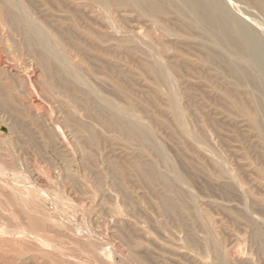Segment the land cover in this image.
I'll return each instance as SVG.
<instances>
[{
	"label": "rangeland",
	"instance_id": "374dc122",
	"mask_svg": "<svg viewBox=\"0 0 264 264\" xmlns=\"http://www.w3.org/2000/svg\"><path fill=\"white\" fill-rule=\"evenodd\" d=\"M21 1H22L21 2L22 6L24 7L23 9H25L26 13L28 12V14L30 15V18L35 23H37L40 26H43V27L47 28L49 31H51L52 29L53 30L55 29L54 31L52 30L55 35L53 33H52V35L56 39H57L56 36L59 35V33L57 31H59L60 28H61L60 30H62L61 31V33H62L63 29H65V28L69 29L67 27H69L71 25L70 30H66L65 29L66 30L65 33L67 32L69 34L70 31H72V32H70V34L73 33L72 35L69 34V36L67 34L68 38L70 36L71 37L73 36V38L76 36L74 38V40H76L77 38L81 39V37H82L83 41L85 40L86 43H88V41H89L88 45L90 44V46H92L93 48L97 49V47L94 46L96 44H95V41L94 42L92 41L93 39L90 40L89 38H87V40H88L87 41L86 40V36H85V39H83L84 36L82 35L83 34L82 32H83V30L86 31V28H85L86 26H88L87 28L90 27L91 29L93 27H97L98 26L99 29L97 30V32L99 31V32H101V34L99 32L98 33L95 32L94 31L95 28L92 29V30L89 28L91 31L89 32L88 31L89 29H87V32H89L91 34H93L95 32L94 33L95 35L98 34V35H101V36L109 35L107 38L106 37L104 38V36L102 37L103 39H105L107 41L109 40L107 42L108 44L110 43L108 45L106 43V41L104 40L105 41V42H103L104 44H101V46L103 45L102 47H104V48H107V47L110 46L109 48L112 47V49H114L116 47V43L115 42L123 41V39H124L123 37H125L124 40H130L132 43L134 42L135 44L137 43L136 46H135L134 43L132 44L130 42L131 43L130 46L134 47L135 49L136 48L138 49L137 46H139V48L141 50H144L143 51L144 53L141 52V50L136 51L137 50L136 49L135 51L139 55L137 53L136 54L135 53L132 54V53H129V51L124 49V48H120V50L118 49V51L115 50V49H117V48H115L114 50L116 52H118V53H116L117 55H115V56H118V54L120 53L119 54V56H120L119 61H118L117 57L115 58L117 60L112 59V58H114V57H112L114 55H111V58H110L109 56H110L111 53L110 54L108 53L109 56H107V54L105 55L106 60H110V61H108V63L110 62V65H111V62H113V64L117 63V65L121 64V65H118V67L120 66V69L119 68L118 69H119V71L121 73L124 72L123 76L125 77V79H128V78L130 79L132 84L130 83L129 80H127V81H129L130 85L131 86L133 85V86L132 87L130 86L129 93H131L130 92V90H131L133 94L131 93L130 95H132V97H134L135 94H137L134 97V99H136V97H137V99L140 98L139 100L136 99L137 101L141 102L142 99H148L149 97L145 98V96H150V95L153 94V90H151L150 86L153 89V84L154 83L152 85H150V86H149V84L151 83L150 82L151 79H152L153 82H154V79H153L152 76H150V75L145 73V69L140 67L141 64H142V66H144L148 62L152 63L155 60V59H152L153 56H156L154 58H157L159 56L162 59V61H165L164 62L165 64L168 63V65H170V66L171 65H175V64H178V65L180 64L181 65V63H185V64H182L185 67V69L181 65L180 66L181 69L179 68L180 70H178L177 72L173 73V75L176 74V77H177V74L179 73L177 78L174 77L176 82H177V85H179V86H177V94L179 93L178 94V104L180 105V108L184 112H187V113H185V115H186L185 119L187 118L188 120L186 119L185 121H186L187 126H189L188 128L190 130H193V132H195V133H197L198 130H199L198 133H203V129H204V134H206L207 136L209 135L210 139L207 137V138H205L202 141V144L201 143H195L194 144L193 141L192 142L190 141L189 136L185 135L181 131L180 127H178L176 125L174 127H172L173 126V122L170 121L171 118H168V117H171L170 113L168 114V112H169L168 111V103L165 102L166 101V96L170 92V89H169L170 87L169 86H165V87L161 86V90L162 91L157 96L163 98L164 100L160 98V100H161V102H160L158 100L159 98L156 96V101H158V102H157V104L153 103V104L150 105L152 107H150V112L148 114L149 116L147 115V113L145 114V112L141 108L139 102L137 103L138 104L137 106L139 108H141V109L138 112L139 108L136 109V107H137L136 106L135 109H134L136 112L134 111V113H135L136 117L138 116V118L143 120L142 122L147 124L149 126V128L154 131L153 132V136L157 137V138L154 137L155 138L154 141L155 140L156 141L159 140L157 142L155 141L156 144L158 143L159 145L158 144L157 145L161 146V148H162V150H164V152L167 151L166 153H168L167 154L168 157L171 159V157L176 156V159L173 158V160L175 159V162L172 159L171 160L176 165H177V163L180 165V166L177 165L178 170L182 174L186 173V176L188 175V173H190L188 175L191 178V182L190 183L178 182L175 179V176L173 175L171 169H170V171L167 170L168 168H170L167 164H165L164 162H161V164H160V162H158V160L153 158L152 156L141 154V146H140V144L138 142H131L130 144H128L129 142H127L126 140L121 138V136L119 134H117V133L114 134V131L113 132L111 130L108 131V129L106 131V128L102 124H101L102 127L101 126L99 127L100 123L94 121L93 119L92 120L88 119V117H89L88 114H86L85 112L82 114V112H81L83 110L82 107L80 105H78V106L76 105L77 106L76 107V111L79 112V110H78V107H79L80 108V112H81V114H79L80 112L77 113L78 117L83 119L82 120L83 122H87V120L86 121H84V120H85V117L88 116L87 117L88 122H91L92 123L91 126H94L96 128L95 129L96 137H97V134L100 133L98 136H99V139H101V140L99 141V139H97L98 140L97 141L98 147H97V145H95L96 147L92 146L94 148L90 149L92 147H89L86 144H84L85 140L88 138L87 137L89 135L88 132L83 131L82 134L83 133H86V134H83V135L81 134V137L83 136V138H80V134H79V136L76 134V131H75L74 127L72 126L71 129L73 131L71 132L70 127H68V126H71V125L70 124L68 125V123L65 122V121H67V117L68 116L65 114V113H67L66 112L67 108L64 107V106H66V105L68 106L69 105V104H67L68 102L72 103L71 102L72 100H71L70 96L65 94L68 97V99H67V97H65L64 95H63L64 97L63 96L61 97V95H58L57 96L58 97L57 98V102H55V103H53V101L51 102V101L47 100L45 97H44L45 99L44 98L42 99L43 94H44V92H43L44 88L43 87H44L46 81L48 80V78L46 77L44 72H42V70H41L42 68L40 66H38L39 64L36 62V60L34 58H31L33 56L30 57L28 52H25L27 50L23 49V44H21L24 41V39H25V37H23V34L22 33H18V34L15 33L14 34V32L10 29V27H8V25H6V23L3 24L2 22H5V20H4L3 15H1V13H0V19H2V21H0V61H1L0 62V72H2V73H0V84L1 85L3 84L2 86H4V87H8V85H9L8 88H11L10 97L11 98L13 97L12 98L13 100L11 99L12 103L10 102V104L11 105L14 104L15 106H17V108H16V107H13V106L10 107V105H9V107H5V109L3 108L4 112H5L4 113L3 109L1 108L2 105L0 103V108H1L0 109V115L2 114L0 116V264H137L138 262H137V258L136 257H137L138 254H139L138 256H142V255L144 256V254H146L147 255V259H150V260H147L148 264H154V263L155 264H215V263H217V261L215 259L214 252L212 251V249H210L208 247V243H209L208 237L214 238L215 240H217L219 242V245H220V250L221 251L225 250V251H222V252L227 253L228 255H230L229 258L230 257L232 259L234 258V260L238 259L237 262L230 259L234 264H240L239 262H241V264H264V262H263L264 261V258H263L264 256H262L263 255V254L261 255L262 252L259 251L260 250L259 246L261 247V245L258 243L259 240H261V238H262L261 241H263V243L261 241L260 242L264 246V214H263L264 213V203L262 202L263 199H264V149H263L264 148V144L261 141V139L258 137L257 132L255 130H253L249 126V124L246 123L245 118L243 116H241L240 114H238L237 112L229 109L228 105H225L227 103L224 104V102H226V101L224 100V98L221 99L222 97L220 95V94H222V92H224V89H226L225 90L226 92H228V91H232V92L236 91V93L234 92L235 95H237V93H240V94H238L239 96L237 95V97H240V96L243 95L244 97L246 96V98H247V95L250 96V94H251L252 98L249 97L251 99V102H248V104H250V106L252 108H255L256 106L259 105V104H257V102L259 103L260 100H261L260 103H262L263 105L261 104L260 107L259 106L258 107L259 108H261V106L264 107V99H263L264 98V74H263L262 69L260 68V65L258 63H256L255 61H252V60H249L248 58H246L251 63L247 62V63H249V65L244 66L245 69L242 68V70L245 72L244 74H246V76L248 77V81H250V82L246 81V83H245L246 85L244 84L242 86V88H241V84L238 83L237 78H235V76L233 74H229V73H231L230 71L227 72L228 68H230L227 65L229 62H235V60H236V62L240 64L241 60H243L242 56H238V55H240V53L236 51L234 46L233 45H229V48H228V46H223L224 49H222L223 47L219 46L218 48L220 50L216 49L215 47H213V43H214V41H213L214 40L213 39L214 35L213 34H214V31L208 25H205V28H210V31H213L212 34H211V32H208L209 29H206L205 31L207 33H204L205 32L204 31L205 28H203L204 26H202V27L200 26L199 28H196L197 30L202 28L203 30L200 29L201 31L200 30L197 31L196 29H193L194 30V31L192 30L193 32L191 30H188L189 33H187L188 31L180 30L179 28L181 27V25L179 24L180 22H177L178 19H177L175 14L172 15V16H169V14H168V18H167V20L169 19V21L172 20L171 22H173V23H170L166 19H164V20H166V22H164V20H163V22L166 23L167 25H169V23H170L169 26H170L171 35H169L170 32L167 30V28L169 29V27L167 25H166V28L164 27L165 24L163 22H162V24L160 26L158 25V27H162V25L164 24L162 28L163 29L165 28L164 31L167 30L169 32V34H168V32L166 31L168 36L165 35L167 37L164 38L165 36L163 35V33L161 34V32H163L162 29H161L162 31L158 30L160 28H158L157 25H154L150 21L148 22L147 18H143V17L138 16L136 14V12L133 11V9H131V11H128V10H130V7H127L129 9L124 8L125 9L124 11H119V12H122V13H120L122 16L126 14L125 15L126 18H125V16L123 18L121 15H118L119 14L118 12L114 13L113 14L114 15V20H112V22H111L112 26H111L110 24L107 23L108 21L105 18L103 19V17H105L106 14L105 13H104L105 15L103 14V12H105L103 10L104 8H102V5L100 3H98V2L97 3H95V2L91 3L88 0H87V2H85L86 0H82V2H83L82 3V2H80V0H74V1L73 0H69V1L67 0L66 4L67 5L69 4L68 5L69 7L66 4L64 6L65 7L67 6V8H69V9L64 8V6H62V9L64 11V12H62L60 5L59 6L56 5V7H55L54 5L51 4L53 6L52 7L51 5H48V3L46 1H44V0H42V1L41 0H35V1L32 0V2H31V0H28V1L21 0ZM29 1H30V3H29ZM76 1H78L77 4H76ZM223 1L227 5L228 14L232 11L230 13V16H234L233 18H237V20L239 22H242L243 24H245L247 26V28L249 27L248 29L254 35L257 36L256 37V36H254L252 34L254 42L256 40L258 43H261L262 46L264 47V41H263L264 40V22H263L264 21V12H262L258 7H255L256 4L254 3L253 0H252L253 4H251L252 3L251 0H242V1H239V0H237V1L236 0H230V1L223 0ZM26 2L29 3V4H27ZM33 2L36 5L33 4ZM88 2H90L89 4H92L91 7L89 6ZM232 2H233V4H232ZM30 4H32V5H30ZM95 4L97 6H95ZM74 5H76V7ZM82 5H83L84 8L86 6L87 7L85 9L81 8ZM93 5H94V7H92ZM72 6H74L75 7V11L79 12V13L82 12V10H84L85 13H86L87 9H88L87 15H89L88 13H90V16H87L83 12L81 13L83 16L81 14H79V13L75 14L76 12L74 11V8ZM77 6L80 8L81 11L79 9H77ZM230 6H231V8H230ZM251 6H252V8H251ZM30 7H32L34 10L32 11V9ZM54 7L56 9L60 7V9L56 10ZM95 7H97L98 9L96 8L97 10H95ZM53 8L57 12L55 10H53ZM71 8H72L73 11L71 10ZM99 8H100V11L102 10L101 11L102 15L100 14ZM66 9H67V11L69 10V12H70V10H71L72 12L67 14V11H65ZM89 9H90V11H89ZM60 10H61V13L58 12ZM29 11H30V13H29ZM97 11H99V12H97ZM238 11H240V12H238ZM73 12H75L74 14L76 16H78V17L81 16L80 19L77 18L79 20V22L84 21V19L87 17V20L85 19L86 22L84 21V22L80 23V26L83 23L86 25V26L82 25L85 29L83 27H81L83 29L82 30L79 29L78 30L79 32L77 31L76 28L74 29L72 27V23H70L71 22L70 17H71V14L73 15ZM130 12L131 13L135 12V13L131 14ZM91 13L94 16H97V15L100 14V16L102 17L101 19L105 20V24L103 23V25H104L103 28L106 27L107 29H104V34H102L103 33V31H102L103 29L101 27L102 22H104V21H102L100 19V16L99 17L97 16L96 17L97 19L93 18V15ZM34 14H35V17L33 16ZM115 14H116V17H115ZM130 14H131V16H130ZM170 14H172V13H170ZM66 15L67 16L70 15L69 19H68V17ZM1 16H2V18H1ZM47 16H49V17H47ZM118 16H119L118 20H115V19H117ZM138 17H140V18H138ZM169 17H172V18H169ZM63 18H65V20ZM92 18L95 19L94 22H93ZM174 18H175V23L173 21ZM81 19H82V21H80ZM90 19L95 24L94 26H93V23L90 21ZM99 19H100V23H98ZM249 19H252V20H249ZM68 20H70V21L68 22ZM123 20L124 21L126 20L127 22L126 21L123 22ZM131 20H133V21H131ZM134 20L136 21L135 23H134ZM46 21H47V23H46ZM63 21L64 22L67 21V22L63 23ZM87 21H88V23H87ZM145 21H147V22H145ZM186 21H189V19L186 20ZM138 22H140V23H138ZM90 23L92 25H90ZM114 23H116V24H114ZM150 23L153 26H156V27H153ZM47 24H49V25L47 26ZM171 24L172 25L175 24V25H173L172 28H174V29L177 28L178 30L175 29L177 31H174L171 28ZM176 24H177L178 27L176 26ZM50 25H51V27H50ZM108 25H110L111 27L108 26ZM114 25L115 26L118 25V26L114 27ZM129 26H130V28H129ZM136 26H138V27H136ZM56 27L59 28V29L57 30ZM109 27L112 28V29H110ZM117 27L119 29H117ZM122 27L124 28L125 32L123 31ZM152 27L154 28V30L152 29ZM108 29H110V30H108ZM121 29H122V35L123 36H121V31H120ZM133 29H135L138 33H139V31H141L142 34L136 33L135 30H134V32L131 33V31ZM137 29L138 30L140 29V30L138 31ZM171 29L173 31H171ZM105 30H106V32H105ZM107 30H108V32H107ZM146 30H147V32H146L147 34L145 33ZM156 30H157V32H156ZM179 30H180V32H178ZM115 31H116V33H115ZM127 31H128V33H130L129 34V38L127 36L128 33L125 34ZM149 31H151L153 33L155 31V35L156 36L155 35L153 36V33L151 34V32L148 33ZM195 31H196V33H194ZM10 32H11V34H10ZM112 32L115 34L114 36H113ZM176 32L178 34L177 37H176ZM184 32H186L188 34V36ZM57 33H58V35H56ZM74 33H78V34L80 33L81 35H78V34L75 35ZM107 33H109V34H107ZM117 33L119 34V37L121 39L118 37ZM190 33H192V36H189ZM16 34L17 35L20 34V35L17 36ZM105 34H107V35H105ZM131 34L134 35V36L130 37ZM149 34L152 35V37H155V38L154 39H149L150 38V36H149V38L147 39V36ZM164 34H165V32H164ZM183 34H186V35H183ZM193 35L195 37H196V35H198V37L194 38ZM200 35L201 36L205 35L207 37L203 36V38L202 37L199 38ZM110 36H113L114 38L113 37L110 38ZM135 36L136 37L138 36L139 38L138 37L136 38ZM159 36H163V37L159 38ZM171 36H173L174 38L171 37ZM179 36L182 37V38H180ZM22 37L24 39H22ZM115 37H118L116 39H119V41H115L114 40L115 42L114 41H112L113 43L110 42L111 40L115 39ZM258 37H260V38H258ZM108 38H110V39H108ZM161 38H163V39H161ZM69 39H71V38H69ZM197 39L198 40L200 39V40L198 41ZM202 39H203V42H202ZM20 40H22V42ZM138 40H140L141 44L139 43ZM154 40H155V43H153ZM164 40L166 42H164ZM174 40L177 43L175 42V44H174ZM136 41H138V42H136ZM144 41H146L148 43L146 44V42H144ZM158 41H159V43H157ZM186 41H187V45H183L182 46V44H185ZM160 42L161 43L163 42V44L167 45V47H166V45L165 46L163 45L164 47L162 46V48H161L162 52L166 53L165 55H164V53H162L163 55L161 53L155 54V52L151 51L150 48H149V43H152L153 45H155L157 43L158 44L157 47H159V44H160V47H161V43ZM208 42H210V43H208ZM14 43H16L17 46L21 45L22 48H21V46H18L19 49L16 48L17 46H15ZM119 43H117V45H119ZM178 43L180 44V46L178 45ZM190 43H191V45H193L192 48L194 47V48H196V50H194V48H193V49H191L189 51L191 46H188V45ZM194 43H195V45H194ZM196 43H198V44H196ZM105 44H107V45H105ZM112 44L114 45V47L111 46ZM143 44H144L145 47L143 46ZM203 45L204 46H208V49L206 50L207 47L204 48ZM209 45H210V47H209ZM67 46H69V45H67ZM141 46L143 48H146V49H143ZM178 46H179V48H178ZM184 46H188L187 47L188 49H186V47H184ZM201 46H203V47L201 48ZM71 48L68 49L70 51L69 53L72 54V55H70L71 56V60L75 59V61L73 60V62H76V64L75 63L74 64L79 69H80L81 66H84V68L82 67L80 69L81 72L83 71L82 69H85V67H86L85 70H86V73L89 76L87 74H85V72H84L85 70L83 71V74L87 78L89 83L93 82L94 84L97 85V87H96V86H94V84H91V86H93L98 91V94H99L98 97H100V99L101 98H110V97L112 98L113 97V99H114L113 101L114 102H115L116 99L120 100V98L123 95L118 94L117 93V89H114V90H116V91H114V94L112 92V88H114L116 83H114V85H113L112 84V80L109 79V77H107V75H109V72L106 71L107 69L106 70H104V69H105V67H106V65L108 63H107V61L105 59H102V58H104V56H101V59L99 58L101 61H103V62H101L100 60H98L97 54H95L96 52L93 53V55L92 54L91 55H85L84 53H83V55H81L82 51H79L77 49L76 50L73 49L71 51ZM183 48H185L184 50L185 51L187 50V51L186 52L183 51L182 50ZM213 48H214V50H213ZM225 48H226V50H225ZM215 49L217 50L218 53L215 52ZM227 49H230V50L231 49H233V50L235 49L234 50L235 53L232 52V50L231 51L230 50L227 51ZM74 51L75 52L77 51V52L75 53ZM166 51H168V53ZM206 51H208V52L205 53ZM78 52H80V53L78 54ZM121 52L122 53L124 52L125 55H123ZM209 52H210V55H209ZM221 52H222L223 56L221 55ZM229 52H232V53H229ZM128 53L131 54V55H129ZM145 53L148 54V55H146V57L144 55ZM121 54H122V57H123L124 60L121 59ZM140 54H143L144 56L142 57ZM206 54L209 55L212 58V60H213V57L215 55H216L215 57H217V58L214 57L215 61H212V62L208 63V61L205 59V57L206 58L208 57ZM30 55H31V53H30ZM84 55H85V58H88L87 60L84 58ZM95 55H96V57H95ZM133 55H135V56H133ZM179 55H180L181 59H178ZM204 55H206V56L204 57ZM212 55H214V56H212ZM27 56H29V57H27ZM91 56H93V57H91ZM129 56H130V58H129ZM148 56H149L150 59H148ZM163 56L164 57L167 56L166 58L168 60H165L166 58H163ZM181 56H185V58L181 57ZM236 56L239 57V58H237ZM187 57L189 58V60H188ZM82 58L85 61H82L83 60ZM93 58L95 60H93ZM145 58H147V59H145ZM191 58L193 59V61H190ZM227 58L228 59L231 58V59L228 61ZM3 59H5V60H3ZM198 59L200 61H203V59H204V61L206 60L205 62H207V63H204V61H203L202 62L204 64L203 65L199 61L195 62V60L197 61ZM179 60L182 61V62H180ZM95 61H98V62H95ZM216 61H217V63H216ZM100 62H101V65H100ZM121 62H123V63H121ZM192 62H195V63H192ZM169 63H171V64H169ZM200 63H201V66H200ZM212 63H213V65H215V64L216 65L212 66ZM190 64H192V65H190ZM194 64H196V65L198 64V65L196 66ZM217 64L220 65V66L223 65L222 68L220 66L216 67ZM12 65L14 66V68H13ZM77 65H79L80 67L77 66ZM102 65L104 66V68H102L103 67ZM108 65H107V67H108ZM202 65H203V68H201ZM206 65L209 67V69L206 67ZM250 65H251V67H249ZM96 66L99 68V70H98L99 72H100L101 68L103 69V70H101L102 71L101 72V76H99L100 75L99 72L97 73V71L95 70ZM187 66H188V68H186ZM192 66H194V68ZM224 66H226V67H224ZM254 66H255L256 70L252 69V68H254ZM10 67H11V69H10ZM92 67H93V69L94 68L95 69L92 70ZM121 67L123 68V70H121L122 69ZM190 67H192V68H190ZM240 67H242V66H240ZM37 68H38V70H37ZM215 68L219 69V70L217 69L216 71L217 72L220 71L219 72L220 74L216 73ZM225 68H227V70ZM16 69H17V71H16ZM87 69H88V71H87ZM190 69H193V70H190ZM205 69H208V70L213 69V71H215V72H209L208 70H205ZM7 71H9V75L10 76L8 75ZM40 71L42 72V74H41ZM95 71L99 75L94 73ZM104 71H106L108 74L105 73ZM143 71H144V74H143L144 76L142 78V72ZM206 71L208 73H212L213 74V75H211V78L213 76H215V77H213L210 80L209 79L210 78V74H208ZM210 71H212V70H210ZM3 72H4V74H3ZM247 73H249L250 75H247ZM124 74H126V75H124ZM252 74H253L254 77L252 76ZM129 75L131 76V78H130ZM147 75L149 76V79H150V80L148 79L147 81L150 82V83H148L146 80H142L145 77H146L145 79H147L148 78ZM219 75H220L221 78L219 77ZM11 76H13V77H11ZM87 76L89 78H93L94 80L89 79ZM94 76H96L97 78H95ZM260 77H262V78H260ZM8 78H9V80H8ZM208 79H209V81H208ZM222 79H224L225 81L222 80ZM255 79L257 80V82H255L256 81ZM90 80H92V82ZM104 81L107 84H105ZM211 81L213 82L214 85H210V84H212ZM233 81L236 82V83H234ZM42 82H44V83H42ZM237 83L240 86H238ZM38 84H40V86L43 89L40 86L37 89ZM108 84L113 86V87H110ZM219 84L222 85V86H220ZM233 84H234V86H233ZM235 84H237V85H235ZM13 85L16 86L17 89ZM98 85L100 86V88H101V86H104V87L106 86V87H105V89H104V87H102L103 89H100L98 87ZM216 85H219L218 87L221 88L222 92L220 91V88H217ZM248 85H250L251 87H249ZM18 86H19V88H18ZM186 86L187 87L189 86L190 88L188 87L189 89L186 90L185 89V88H187ZM255 86H256V88L258 86L263 91L261 89H259V88H257L258 90H256L255 88H253ZM162 87H164V89ZM214 87H216L218 89L217 93L215 91L216 88L213 90ZM223 87H225V88L222 90ZM115 88H116V86H115ZM165 88L167 89V92H166ZM228 88L231 89V90H229ZM14 89L16 90V92H15ZM232 89H235V90H232ZM40 90L42 91V93H39ZM101 90H104V92H102ZM12 91H14L15 93L12 92ZM108 91H110L113 94V96H111L112 94L110 95V92L108 94H104V93H107ZM181 91H182V93H181ZM185 91H187L186 94H185ZM188 91H191V93L187 94ZM261 91H262V93H261ZM163 92H165V94H163ZM252 92H253V95H257V94L258 95L254 96L255 98H253ZM100 93H101V95L103 94L102 97H101ZM149 93H152V94H149ZM241 93H243V94L241 95ZM248 93H250V94H248ZM13 94L14 95L17 94V96H19L20 100H19V98L16 95L15 96L17 98L15 99V96H12ZM143 94H144V96H143ZM180 94H182V95H180ZM33 95H34V97H33ZM39 95H41L42 97L39 96ZM160 95H162V96H160ZM214 95H216L215 98L217 99L216 101L218 103L213 99ZM217 95L219 96V99H221L223 101L222 102L220 100V102H222L223 104L218 101L219 99H218ZM141 96H143V97L141 98ZM222 96H223V94H222ZM243 96H242V98L245 99ZM36 97H38V98H36ZM98 97H94L95 102H96L95 104H97L100 101V99ZM115 97H116V99H115ZM179 97H181V98H179ZM188 97H190V98H188ZM257 97H258V99H257ZM242 98L240 97L239 99L243 100ZM36 99H38V100H36ZM252 99L253 100L257 99V100H255V102H254ZM68 100H70V101H68ZM96 100H98V101H96ZM110 100H112V99H110ZM117 100H116L115 103L119 104L121 106H122V104L125 105L126 101H127L125 95H124V97L121 98L122 101H119V100L117 101ZM162 100L164 101V103H163ZM46 101H48L50 104H52V106L49 105V103L46 102ZM123 101L125 103H123ZM179 101L181 102V104H180ZM17 102H18V104H17ZM21 102L23 103L25 108L27 107L26 110L27 109L30 110L29 112H27L28 110L26 111L24 109V107H22L23 105L20 106V104H22ZM37 102H40V103H37ZM58 102H59V104H60V102L63 103V105H62V103L60 104V106H62V107H60V106L57 107V105H59ZM187 102L189 104H187ZM215 103H217V105L219 104V107ZM54 104L56 106H54ZM166 104H167V107L164 106ZM182 104L184 106L186 105L185 106L186 111H185V109H183V105ZM221 104H222V108H221ZM255 104H257V105H255ZM188 105H190V106L188 107ZM191 105H193V106H191ZM224 105H225V107H223ZM2 107H4V105ZM12 107H13V109L11 111L10 108H12ZM47 108L50 110V112H48ZM52 108H56V109L58 108L59 111H61V112H59L58 109L56 110V109H52ZM189 108H191V109H189ZM7 109H9V111ZM20 109H22L23 111H21ZM60 109H63V112ZM219 109H220V111L222 109L221 113L219 112ZM223 109H224V112H223ZM13 110H16V111H13ZM18 110H19V112H18ZM51 110H52V112H51ZM20 111L21 112L25 111V113H22V115H21ZM141 111H142V113H144L145 116L141 113ZM157 111H158V113H156ZM226 111H227V113H226ZM231 111H232V114H229V113H231ZM261 111H264V109L261 108ZM14 112H16V113H14ZM9 113L13 115L15 120L19 121V122L16 121L17 126H16V124L12 125V123H11L12 120L15 121L14 118H11L10 121L8 120L10 117H12V115L10 116ZM31 113H33V114H31ZM62 113H64L63 116L66 115L67 117L64 116V118H63ZM150 113L152 114V116H150L151 115ZM233 113H235V115H233ZM260 113L264 114L263 112H260ZM5 114H7V115H5ZM8 114H9V116H8ZM16 114L18 116L20 114L21 116H19V117H21V119L19 117L17 119L15 117V116H17ZM28 114L29 115H33L34 117L36 116V118H35L36 120L33 118V116H29ZM158 114L159 115L161 114L162 117H163V118L161 117L162 119L160 118V120H162L164 122L167 121V120L170 121L169 123H171V124H168L169 125V126H167L168 129L166 128V125H167L168 122L167 123L165 122V124L160 122L162 124L158 123L160 125H157L153 121V116L158 115ZM83 115L84 116L86 115V116L84 117ZM159 115H158V117H159ZM228 115L232 116V117L228 118ZM27 116H28V118H27ZM48 116H50V118ZM61 116H62V118L60 119ZM188 116H189V118H188ZM23 117H24V120L22 119ZM25 117L27 119H25ZM30 117H32V118H30ZM37 117L39 119H37ZM55 117H57L56 118L57 120H54ZM47 118H49V120H47ZM89 118H91V117H89ZM259 118L261 120L263 119V121H264L263 115L261 117H259ZM28 119H29V121H28ZM30 119H31V121H30ZM62 119L63 120L65 119L64 122H63ZM149 119L152 120V122ZM32 120H33V122H32ZM37 120H38V122L40 121L41 123H43L42 124L43 125V129L42 128L40 129V127H42V125H41L40 122L38 123ZM148 120L152 123L153 126H151V123ZM243 120H245V122ZM43 121L45 122V124H44ZM52 121H55V123L52 122ZM263 121H261V124L263 123ZM25 122L27 123V125L31 129L29 127L27 128L25 126L26 125ZM56 122H58V123H56ZM93 122L96 123V126H95V123H93ZM215 122H216V124H214ZM238 122H240L241 124L238 123ZM14 123L15 122H13V124ZM31 123H32V126H30ZM188 123H190V124L193 123V125L196 124V127L191 124L193 126V129H192V128H190L192 126H190V124L188 125ZM212 123L214 124V127L216 129L214 127H212L213 126ZM19 124H22V126L25 128V132H27L29 130L28 132L30 133V135L27 132L28 133L27 139L25 137L26 135L24 134V130L20 129L19 126H21V125H19ZM35 124H36V126H35ZM65 124L68 125L67 128H65L66 127ZM262 125L264 126V123ZM170 126L173 128V131H172V129H170L171 128ZM247 126H249L250 129ZM13 128H17L18 132H17V129H15L16 132L13 131L14 130ZM49 128L51 130L50 132H48ZM200 128L201 129L203 128V129L201 130ZM102 129H104L105 131H103ZM155 129H156V131H155ZM30 130H32V131H30ZM33 130H35L36 132L33 131ZM46 130H48V131H46ZM53 130L54 131L56 130V132H55L56 134L54 133ZM98 130H99V132H98ZM45 131L48 132V133H46ZM22 132H23V134L25 136L23 134H21ZM31 132H32V134H34L33 132H35V133H38L39 135L38 134H36V135L34 134L35 137H33ZM104 132H105V134H104ZM106 132H108V133H106ZM176 132H178L177 133V137L175 136ZM18 133H19V135H18ZM111 133H113V134L111 135ZM74 134L76 136H74ZM178 134H179L180 137H178ZM53 135H54V137L58 136V137H55L57 140H55V138H54V140H52L53 139ZM100 135H103L105 137L104 142H102L103 141L102 138H104V137L100 136ZM239 135L242 136V137H240ZM17 136H20L19 137L20 139ZM181 136H185V137H181ZM49 138H50V140H49ZM76 138L79 139L78 143H81L79 145L81 146L82 149H80L79 145L76 144V142L78 141V139H77V141L75 140ZM182 138H185V139H182ZM25 139H26V142H24ZM119 139H121V140H119ZM176 139H178V140H176ZM186 139H188V140H186ZM207 139L209 141H211V142H208ZM106 140H108V141L106 142ZM181 140H184V141L181 142ZM30 141H32L33 143L32 142L29 143ZM54 141H56V144H58V145H56V146H55V144L53 145V143H55ZM185 141H187V143H185ZM16 142L18 144H16ZM98 142H101V143L99 144ZM109 142H111V143H109ZM74 143L77 145V147H75ZM136 143H138V146L136 145ZM160 143H161V145H160ZM182 143H183V145H182ZM210 143H212L213 146H211ZM253 143H254L255 146L253 145ZM162 144H164V145H162ZM186 144L187 145L190 144V145H188L186 147ZM191 144L194 145V149H195V146H196V151L198 152V154H197V152L195 150L192 151V149H190V148H192ZM35 145H37V146H35ZM43 145H44V148H43ZM48 145H49V147H48ZM134 145H136L137 147H135ZM40 146L42 148H40ZM123 146H125L127 148H125ZM198 146H200V147H198ZM11 147H13V149ZM51 147L52 148L54 147L55 150L52 149ZM78 147H79V150H78ZM57 148H59V149H57ZM85 148H87V149H85ZM128 148L131 149V151H129ZM187 148H189V149H187ZM83 149L87 150L88 154L91 155V157H92V161H89V163H87V164L84 163V161H85L84 159H86V158H84V156L88 155V154L83 153L85 151ZM135 149H137V150L135 151ZM138 149H140V150H138ZM12 150H14L13 154H12ZM15 150L16 151L18 150L17 151L18 153ZM181 150H183V151L187 150V151L183 152ZM203 150L204 151L206 150L207 153H206V151L204 152ZM244 150H246V151L244 152ZM87 151H85V152L87 153ZM190 152L191 153L194 152L196 154L192 155ZM242 152H244V154L246 152L247 153H246V155H244ZM138 153H140L141 155L138 154ZM170 153L173 156H170L171 155ZM208 153H209V155H208ZM248 153H250V156H249ZM189 154H190V156H189ZM139 155L142 158H140ZM196 155H198V158L196 157ZM214 155L216 157H214ZM254 155L257 158L260 157V155H262V156L257 159ZM143 156L145 157L144 159H143ZM183 156L185 158H187L189 161H187V159L185 160V158ZM242 156L246 157V158L244 159ZM199 157H201V158H199ZM219 157H221V158H219ZM15 158H17V159H15ZM189 158H191V159H189ZM135 159H137V161L143 162L144 164H146V163L149 164V162L152 161V163L150 162V164L155 163L156 166H157V169L159 170L160 173L165 171V170L168 171L167 175H166V172H163V174L162 173L161 174L162 175L165 174L166 177L168 176L167 179H169V178L171 179V180L169 179V181H172L171 182L172 185H178L179 187H181V188H178L176 186V189L178 191L183 193V190H184V194H183L184 197L180 193V198L182 199L181 201L188 208H191V206H192L191 210H194L196 208L199 211H202L206 215L209 214V213L212 214V215L209 214L210 217H209V215H207L209 217L208 220L210 221V224H211L210 226L208 225L210 228L205 229L201 225H198V227L196 228L195 233H194L195 236H193V239L195 241L197 239L199 241L198 242L199 244H201V245L203 244L202 247H201V245L197 244V241H196V244L194 245L195 247H192L193 245H192V243H190L191 241H187V240H189V238H192L190 236V232H187L189 230L188 226H186L187 229H185L186 227H180V225L176 224V221L174 222V220H175V219H173L174 216L170 215L171 216L170 217L169 215H167L165 217V215H162L160 213V211H159V209H160L159 204H161V203L159 202L160 200L158 199V197L156 195H153L154 193L150 192V190L148 188L146 190L145 189L146 187L144 188L142 186V184L137 181V178L134 175L129 174V177L131 179L130 178L127 179L125 177V175H122V176H124L126 178V179L124 178V180H123V178L120 179V177H122V176H120V177H113L112 176L111 177V175H110L111 173H109L110 169L108 168L110 166V164H112L115 161V163H113V164H117L118 163V164H123L124 165L127 162V161L125 162V160H129L131 162V161H133ZM177 159H179L182 163L178 162L179 160H177ZM192 159L194 161H192ZM112 160H114V161H112ZM122 160H124L123 162H125V163H122ZM199 160H200V163H201V160H204L205 162H207V164H206L203 161L202 164L205 163L206 164L205 167L207 165H209V166H207L209 171H207V168H206V171L209 172L210 174H212V177L217 174V170H218L217 169L218 168L217 164H219V165L223 166L224 169L226 168L225 169L226 172L228 174H230V176H229L230 179H229V177H227V178H224V180H225L224 181V180H222L223 179L222 178L220 180H217L218 182L215 179L213 181L212 178L210 180L208 178H203L202 179V177H208V176H204L205 174H202V175L199 174L201 171H199L198 169H200V167H201L202 170H203V166H202V164H199ZM243 160H244V162L246 160H248V161H246L244 163ZM108 161L109 162L111 161V163L109 164ZM129 161L125 165H128L130 163ZM229 162H230V164H226V163H229ZM82 163H83V165H82ZM242 163L246 164V165L243 166ZM252 163H253V165H252ZM92 164H93V166H92ZM196 164H198V167H197ZM164 165H166L168 167H166ZM192 166H193V168H192ZM84 167L86 169H84ZM161 167H162V169H161ZM180 167L182 168V170L180 169ZM236 167H237V170H236ZM252 167H253V170H252ZM238 168H240V169H238ZM196 169L198 170V173L196 172ZM85 170H87V171H85ZM94 171H95V173H94ZM204 171H205V169H204ZM261 171H263V173H261ZM254 172H256V173H254ZM99 173L101 174V176L104 179L99 180V178L97 177ZM201 173H203V172H201ZM105 174H107V176ZM237 174H239V175H237ZM183 175H185V174H183ZM191 175L193 177H191ZM195 175H197V176H199L201 178H198ZM131 176L133 177V179H132ZM238 176H240V181L241 182L239 181V177ZM70 177H73V178H70ZM231 177H233V178H231ZM258 177H260L261 179L258 178ZM115 180H117V181L114 182ZM120 180H121V183L119 182ZM126 180H127V183H126ZM196 180H197V182H196ZM204 180H205V184L203 183ZM211 180H212V182H210ZM223 181H224V184L221 185L223 183ZM237 181H239V182H237ZM208 182H210L211 184H209ZM96 183H97V185H96ZM114 183H116V184H114ZM207 183H208V185H207ZM124 184L126 186H128V189L130 188V186L133 185L131 187L132 189L131 188H130L131 190L129 189V191H131L130 192L131 198H130L129 201L126 200V202H125L124 199H122L123 195L120 192V187H119L120 185H124ZM179 184L185 185V187L181 186ZM194 184H196V185H194ZM214 184H216L217 187L219 186V188H221L222 186L227 185V184H229V185L233 184L232 185V190H233L232 192L233 193L232 192L229 193L232 196L229 197L228 195H226V196L223 195V193L221 194L220 193L221 192L220 189L219 188L217 189L216 185L214 186ZM236 184H238L237 187H236ZM117 185L119 187V191H117L118 190ZM112 186H114V188ZM190 186H191V188H189ZM211 186L213 188H211ZM133 187H134V189H133ZM209 188H211V189H209ZM208 189L211 190V192ZM234 189H235V191H234ZM147 191H149L150 193L147 192ZM194 191H195V193H193ZM214 191L216 192V194H214ZM237 191H238V193L242 192L241 193L242 195L241 194H237L238 196L240 195V197H242L241 199H240V197L238 198V196L236 197L235 195H233V194L237 193ZM217 192H219V194ZM186 194H189V195H186ZM219 195H222V196H219ZM120 196L122 198H120ZM181 196L183 198H185V199H183ZM188 196H190V198ZM248 196L253 200V202H251L252 200H250V198H248ZM232 197H234V198L232 199ZM143 199H145V200H143ZM225 199H227V202H226ZM214 200H215V202H214ZM228 200H230V201L228 202ZM233 200H235V201H233ZM218 201H219V203H218ZM158 202H159V204H158ZM254 202H256V203H254ZM187 203L189 204V206H188ZM226 203H228V205ZM248 203H250V204H248ZM153 204H155V205H153ZM212 204H214V205H212ZM225 205L228 206V207H226ZM250 205H252L253 207L251 208ZM259 205H262V206L259 207ZM233 206L236 207L237 209H235ZM249 206H250L251 209L249 208ZM231 207H232L233 213H235V214L231 213ZM257 207H259L260 209L262 208V211H263L262 214L263 215L260 214L261 210L259 208L257 209ZM225 208H226V210L228 208L229 211L228 210L226 211ZM241 208L242 209L244 208V209L242 210ZM239 209L241 210V212L244 211L241 215H243L246 220H244V218H242V216L240 215V210ZM253 209H255L256 211L258 210V212L259 211L260 212L257 213L255 210L253 211ZM204 211H207V213L204 212ZM236 212L239 214V216H237L238 214ZM230 214H232V215H230ZM162 217H163V219H162ZM246 217L247 218L250 217V218L247 219ZM234 218H236V219H234ZM165 220H167V221H165ZM213 220L215 221L216 224L213 223L214 222ZM247 220H248V222L250 220L254 221V223H256L257 227L255 226L254 223H253V225L251 224L252 221L249 222V224L251 225L250 226L246 222ZM163 221H165V222H163ZM168 221L170 222L171 225H169ZM166 222H167V224H166ZM164 223L166 225H163ZM161 224H162L163 227L161 226ZM213 224H215V225H213ZM173 226H174V228H173ZM246 226L247 227L249 226V227L247 228ZM253 226L256 227L258 230L252 228ZM126 227L128 228V230H127ZM250 227H251V229H250ZM136 229H137V231H136ZM175 229H176V231H175ZM183 229H185V230H183ZM125 230L128 231L129 234ZM198 230H199V232H198ZM203 230H205L206 232H203ZM250 230H253V231L251 232ZM258 231H260V235L262 234L261 236H263V237L260 236L261 238H259V240H255V238L253 237V235H254L253 233L254 232H258ZM142 232L146 233V236H145V234L143 235ZM216 232H217L218 235L216 234ZM123 234H124V236H123ZM215 234H216V236H215ZM135 235L138 236V237H136ZM128 236L131 237L132 240L136 237L133 240L132 243L137 242V243L140 244V246L136 247V248H134V250H132L133 247H132V244H131V240H129L130 238L128 239ZM203 236H204V238H203ZM213 236H215V237H213ZM124 237L128 239L127 240L128 243H127L126 239H124ZM150 240H151V242L152 241L153 242L152 243L149 242ZM205 242H206V245H205ZM253 242H254V244H253ZM197 245H199V246L197 247ZM145 246H146V249H145ZM178 246H179V248H178ZM172 247H174V248H172ZM196 247H197V249H196ZM257 247H258V249H257ZM222 248H224V249H222ZM178 249H180V250H178ZM139 250H141V252L144 253V254L140 253ZM207 252H209V253H207ZM130 254L134 255V256L132 257ZM207 254H210L209 258H208Z\"/></svg>",
	"mask_w": 264,
	"mask_h": 264
},
{
	"label": "bare ground",
	"instance_id": "6f19581e",
	"mask_svg": "<svg viewBox=\"0 0 264 264\" xmlns=\"http://www.w3.org/2000/svg\"><path fill=\"white\" fill-rule=\"evenodd\" d=\"M26 1H28V0H26ZM35 1V0H34ZM42 1V0H41ZM44 1H46L47 3H48V5H54L55 7H56V5H60L61 6V10H62V12H64L63 11V9H62V6H64L66 3H67V0H44ZM69 1V0H68ZM74 1V0H73ZM88 1H90L91 3H100L101 5H102V8H104L103 10L105 11V12H103V14L105 15V17H103V19L105 18L107 21V23L108 24H110L111 26H112V20H114V13H119L118 15H121L120 13H122V12H119V11H124L125 9L124 8H127V7H130V10H128V11H131V9H133V11H135L136 12V14L138 15V16H140V17H143V18H147L148 19V22L150 21L151 23H153L154 25H157V27H158V25L160 26L161 24H162V22H163V20L164 19H166L167 20V18H168V14H169V16H172V15H176V17H177V19H178V21L177 22H180L179 24L181 25V27L179 28L180 30H184V31H188V30H193V29H196V28H199L200 26L202 27V26H204L203 28H205V25H208L209 27H211V29L214 31V43H213V47H215L216 49H219L218 47L220 46V47H223V46H228V48H229V45H233L234 46V48L236 49V51L237 52H239L240 53V55H238V56H242V59L243 60H241V63L239 64V63H237L236 62V60H235V62H229L227 65L230 67V68H228V71L227 72H231V73H229V74H233L234 76H235V78H237V80H238V83L239 84H241V88H242V86L246 83V81H248V77L246 76V74H244L245 72L242 70V68L243 69H245L244 68V66H247V65H249V63H251V62H249L248 61V59L249 60H252V61H255L256 63H258L259 65H260V68L262 69V71H263V74H264V47L262 46V44L261 43H258L256 40H255V42H254V39H253V33L247 28V26L245 25V24H243L242 22H239L238 20H237V18H233L234 16H230V13L232 12H230L229 14H228V9H227V5L225 4V2L223 1V0H88ZM228 1H230V0H228ZM237 1V0H236ZM239 1H242V0H239ZM252 1V0H251ZM254 1V3L257 5H255V7H258L262 12H264V0H253ZM253 1H252V3L251 4H253ZM22 1L21 0H0V13H1V15H3V17H4V20H5V22H2L3 24H5L6 23V25H8V27H10V29L14 32V34L15 33H22L23 34V37H25V39L22 37V39H24V41L22 42V40H20L22 43L21 44H23V49H25V50H27V51H25V52H28V54H29V56L31 57V56H33V57H31V58H34L35 60H36V62L39 64L38 66H40L42 69V72H44V74L46 75V77L48 78V80L46 81V83H45V85H44V89L40 86V84H38V86H37V89H38V87L40 86L42 89H43V92H44V94H43V97L41 96V95H39V96H41L42 97V99L45 97L47 100H49V101H53V103H55V102H57V96L58 95H61V97L64 95L65 97H67V95L68 96H70V98H71V102L72 103H70V102H66L67 104H69L68 106L66 105V106H64V107H66L67 109V113H65L66 115H64V116H66L67 117V121H65V122H67L68 123V125L70 124L71 126H68V125H66V127L65 128H67V126L68 127H70V129L72 128V126L74 127V129H75V131H76V134L79 136V134H80V138H83V136L81 137V134H82V132L83 131H86V132H88V138L85 140V142H84V144H86L87 146H89V147H92V146H95V145H97V139H99V134H97V137H96V133H95V127L94 126H91V122H88V119H90V120H94V121H96V122H98V123H100V125H99V127L101 126L102 127V125L106 128V131H107V129H108V131H114V134H119L120 136H121V138H123L124 140H126L127 142H129L128 144H130L131 142H138L139 144H140V146H141V154H145V155H149V156H152L153 158H155V159H157L158 160V162H160V164H161V162H164L165 164H167L170 168H168L167 170L168 171H170V169H171V171H172V173H173V175L175 176V179L178 181V182H183V183H190L191 182V178L188 176L190 173H188V177L186 176V173H183V174H185V175H183L179 170H178V168H177V165H179L178 163H177V165L174 163L175 162V159H176V156H174V157H171V159L173 160V158H175L173 161L168 157V153H166V152H164V150H162V148H161V146H158L157 144H156V142L157 141H159V140H155L154 141V137H156V136H153V130H151L150 128H149V126L147 125V124H145L144 122H142L143 120H141L140 118H138V116L136 117V115H135V113H134V109H135V107L138 105L137 103L139 102V104H140V106H141V108L144 110V112H145V114L147 113V115L149 114V112H150V107H152V106H150L151 104H157V102L158 101H156V96L157 95H159L160 93H161V86H169L168 88L170 89V92L168 93V95L166 96V101L165 102H167L168 103V114L170 113V115H171V117H168V118H171V120L170 121H172L173 122V126L172 127H174L175 125L176 126H178V127H180V129H181V131L185 134V135H187V136H189V138H190V141L192 142H194V144L195 143H201L202 144V141L205 139V138H209V135L207 136L206 134H204V129H203V133H198L199 132V130H198V132L197 133H195V132H193V130H190L188 127L189 126H187V124H186V119H185V117H186V115H185V113H187V112H184L181 108H180V105L178 104V94H177V86H179V85H177V82H176V80H175V78H177L178 77V74H177V77H176V74L175 75H173V73H175V72H177L178 70H180L181 68H180V66L182 65V64H185V63H181V65L179 64H175V65H168V63L167 64H165L164 62L165 61H162V59L158 56L157 58H154V57H156V56H153V58L152 59H155L152 63L150 62H148V63H146L144 66H142V64L140 65V67H142L143 69H145V73L146 74H148V75H150V76H152L153 77V79H154V82L152 81V79H151V83L150 82H148L147 80L149 79V76L147 75V79H142V80H146L148 83H150L149 84V86L150 85H152L153 83V89H152V87L150 86V88H151V90H153V94L152 93H149V94H152V95H150V96H145V98L147 97H149L148 99H142V101L140 102V101H137V100H139V99H137V97H136V99H134V97L137 95V94H135V96L134 97H132V95H130L131 93H132V91L130 90V92L131 93H129V89H130V83H131V81H130V79L128 78V79H125V77L123 76V73H121L120 71H119V69H120V66L118 67V65H121V64H118L117 65V63H115V64H113V62H111V65H110V62L108 63V61H110V60H106V58H105V55L107 54V56H109L108 55V53L110 54V58H111V55H114V56H112V57H114V58H112V59H115L116 57H117V59H118V61H119V59H120V56H119V54H118V56H115V55H117L116 53H118V52H116L115 50H117L118 51V49L120 50V48H124V49H126V50H128L129 51V53H137L136 51H138V50H141L140 48H139V46H137L138 47V49L136 50L134 47H131L130 46V44L132 43L130 40H124L125 39V37H123L124 39H123V41H119V39H116V38H118L119 37V34H118V37H115V39H113L114 37V33H113V36H110V38L111 37H113L112 39L113 40H111L110 42H112V41H119V42H115L116 43V47L115 48H117V49H112V47L111 48H109V47H107V48H104V47H102L101 46V44H104L103 42H105L106 41V43L109 41H107V40H105V39H103L102 37L104 36H101V35H95L94 33L95 32H97V30L99 29L98 28V26L97 27H93L92 29H94L95 28V32L93 33V34H91V33H89L91 30L89 29V28H87L88 26H86L84 23L82 24L83 26L85 25L86 27V31L85 30H83V36H84V38L83 39H85V36H86V40H87V38H89L90 40H92L93 42L95 41V44L96 45H94L95 47H97V49H95V48H93L92 46H90V44L88 45V43H89V41H88V43H86V41L84 42L83 40H82V37H81V39L79 38H77L76 40H74V38L76 37H74L73 38V36L71 37H69V38H71V39H69L68 37H67V32L65 33V31L66 30H70V27H71V25L69 26V27H67V28H69V29H66L65 27V29H63V32L61 33V31L62 30H60L59 28H57V30L59 29V31H57L58 33H59V35H58V33L56 34V35H58V36H56L57 37V39L56 38H54V36L52 35V33H53V31L55 30H51V31H49L47 28H45V27H43V26H40V25H38L37 23H35L31 18H30V15L28 14V12L26 13V11H25V9H23L24 7L22 6V3H21ZM31 2H32V0H31ZM40 2V1H39ZM77 2L78 1H76V4H77ZM80 2H82V0H80ZM85 2H87V0L85 1ZM90 2H88V4L90 3ZM27 3V2H26ZM29 3H30V1H29ZM29 3H27V4H29ZM38 3V2H37ZM43 3V2H42ZM73 3V2H72ZM83 3V2H82ZM81 3V4H82ZM228 3V2H227ZM241 3V2H240ZM249 3V2H248ZM33 4H35L34 2H33ZM80 4V5H81ZM85 4V3H84ZM83 4V5H84ZM99 4V5H100ZM229 4V3H228ZM232 4H233V2H232ZM231 4V5H232ZM30 5H32V4H30ZM36 5V4H35ZM47 5V4H46ZM47 5V6H48ZM51 5V6H52ZM67 5V4H66ZM69 5V4H68ZM67 5V6H68ZM79 5V6H80ZM83 5H82V7L81 8H84L83 7ZM91 5L92 4H89V6L91 7ZM236 5V4H235ZM249 5V4H248ZM57 6V7H58ZM67 6L65 7L64 6V8H67ZM75 7H76V5H74ZM74 6H72L73 8H74V11H75V7ZM86 6V5H85ZM95 6H97L96 4H95ZM240 6V5H239ZM242 6V5H241ZM247 6V5H246ZM245 6V7H246ZM253 6V5H252ZM252 6H251V8H252ZM35 7V6H34ZM37 7V6H36ZM53 7V6H52ZM54 7V8H55ZM69 7V6H68ZM87 7V6H86ZM85 7V8H86ZM92 7H94V5L92 6ZM99 7V6H98ZM254 7V8H255ZM31 9H32V11L34 10L32 7H30ZM53 8V10H55ZM84 8V9H85ZM89 8V7H88ZM97 7H95V10H97L96 9ZM101 8V7H100ZM100 8H99V11H100ZM230 8H231V6H230ZM257 8V9H258ZM58 9H60V7L59 8H57L56 10H58ZM67 9H69V8H67ZM67 9L65 10V11H67ZM77 9H79L80 10V8L77 6ZM94 9V8H93ZM127 9H129V8H127ZM235 9V8H234ZM238 9V8H237ZM36 10V9H35ZM55 10V11H56ZM61 10L60 11H58V12H60L61 13ZM71 10H72V8H71ZM70 10V12H69V10L67 11V14H69V13H71L72 11ZM232 10V9H231ZM81 11V10H80ZM89 11H90V9H89ZM92 11V10H91ZM94 11V10H93ZM99 11H97V12H99ZM102 11V10H101ZM100 11V14L102 13ZM57 12V11H56ZM76 12V11H75ZM73 12V15L71 14V17H70V20H71V22L70 23H72V27L75 29H77V31L79 30V29H83L84 27L81 25L80 26V23H82V22H84L85 21V19L87 20V17L84 19V21H82V19L80 20V21H82V22H79V20L77 19V18H79L80 19V17H78V16H76L75 14H77V13H79V12ZM82 12L83 13H85V11L84 10H82ZM82 12H80L79 14H81ZM87 12H88V9H87ZM87 12L85 13L86 15H87ZM134 12V13H135ZM238 12H240V11H238ZM29 13H30V11H29ZM32 13V12H31ZM36 13V12H35ZM38 13V12H37ZM75 13V14H74ZM93 13V12H92ZM91 13V14H92ZM124 13V12H123ZM131 13V12H130ZM133 13V12H132ZM131 13V14H132ZM133 13V14H134ZM170 13H172V14H170ZM255 13V12H254ZM53 14V13H52ZM63 14V13H62ZM66 14V13H65ZM84 14V15H85ZM89 15H87V16H90V13H88ZM94 14V13H93ZM92 14V15H93ZM96 14V13H95ZM99 14V13H98ZM100 14L99 15H97L98 17L100 16ZM131 14H130V16H131ZM49 15V14H48ZM82 15V14H81ZM91 15V16H92ZM102 15V14H101ZM126 15V14H125ZM125 15H121L123 18H124V16ZM262 15V14H261ZM34 17H35V14L33 15ZM50 16V15H49ZM49 16H47V17H49ZM67 16V15H66ZM65 16V17H66ZM70 16V15H69ZM69 16H67L68 17V19H69ZM83 16V15H82ZM97 16H94L93 15V18H96ZM237 16V15H236ZM66 17V18H67ZM115 17H116V14H115ZM140 17H138V18H140ZM1 18H2V16H1ZM92 18V19H93ZM102 17L100 16V19H101ZM118 18H119V16L117 17V19H115V20H118ZM122 18V19H123ZM125 18H126V16H125ZM169 18H172V17H169ZM44 19V18H43ZM42 19V20H43ZM46 19V18H45ZM64 20H65V18H63ZM62 19V20H63ZM97 19V18H96ZM100 19L98 20V23H100ZM121 19V18H120ZM176 19V20H177ZM189 19V21H186V20H188ZM3 20V21H4ZM47 20V19H46ZM50 20V19H49ZM70 20H68V22L70 21ZM102 20V19H101ZM138 20V19H137ZM143 20V19H142ZM166 20H164V22H166ZM249 20H252V19H249ZM0 21H2V19H0ZM48 21V20H47ZM47 21H46V23H47ZM90 21H91V19H90ZM95 21V19H93V22ZM102 21H104V22H102V25H101V27H102V31H103V33L102 34H104V29H107L106 27L105 28H103V23L105 24V20H102ZM122 21V20H121ZM126 21V20H125ZM124 20H123V22H125ZM131 21H133V20H131ZM167 21H169V19L167 20ZM172 20H170L169 22L170 23H173V22H171ZM174 23H175V18H174ZM45 22V21H44ZM49 22V21H48ZM65 22H67V21H65ZM64 21H63V23H65ZM86 22V21H85ZM92 22V21H91ZM92 22V23H93ZM127 22V21H126ZM136 21L134 20V23H135ZM145 22H147V21H145ZM163 22V23H164ZM264 22V21H263ZM45 23V24H46ZM87 23H88V21H87ZM97 23V22H96ZM121 23V22H120ZM138 23H140V22H138ZM143 23V22H142ZM141 23V24H142ZM150 23V24H151ZM170 23H169V25H170ZM37 24V25H36ZM114 24H116V23H114ZM123 24V23H122ZM126 24V23H125ZM124 24V25H125ZM133 24V23H132ZM131 24V25H132ZM137 24V23H136ZM140 24V25H141ZM165 24V25H164ZM163 25H164V27L166 28V23H164ZM42 25V24H41ZM49 24H47V26H48ZM67 25V24H66ZM88 25V24H87ZM90 25H92L91 23H90ZM89 25V26H90ZM95 24L93 23V26H94ZM107 25V24H106ZM110 25H108V26H110ZM123 25V26H124ZM138 25V24H137ZM149 25V24H148ZM152 25V24H151ZM150 25V26H151ZM163 25H162V27H163ZM169 25H167L168 27H169V29L167 28V30L170 32V26ZM173 25H175V24H173ZM173 25L171 24V28L173 27ZM63 26V25H62ZM110 26V27H111ZM116 26H118V25H116ZM115 25H114V27H116ZM153 26V25H152ZM176 26H177V24H176ZM263 26V25H262ZM4 27V26H3ZM50 27H51V25H50ZM53 27V26H52ZM81 27H83V28H81ZM100 27V26H99ZM109 27V28H110ZM121 27V26H120ZM136 27H138V26H136ZM153 27H156V26H153ZM152 27V29L154 30V28ZM162 27H158V28H160V29H158V30H163V32H161V34L163 33V35L165 36V35H167V33H166V31H164V29L162 28ZM178 27V26H177ZM6 28V27H5ZM84 28V29H85ZM123 28V27H122ZM129 28H130V26H129ZM259 28V27H258ZM263 28V27H262ZM7 29V28H6ZM9 29V28H8ZM87 29H89L88 31L89 32H87ZM110 29H112V28H110ZM110 29H108V30H110ZM117 29H119L118 27H117ZM150 29V28H149ZM156 29V28H155ZM174 31H177L178 29L177 28H175V29H177V30H175L174 28H172ZM171 29V31H173ZM200 29H202V28H200ZM200 29H198V30H200ZM206 29H209V31L208 32H211V34L213 33V31H210V28H205L204 29V31L206 30ZM10 30V31H11ZM80 30V31H81ZM108 30H107V32H108ZM129 30V29H128ZM131 30V29H130ZM134 30L135 29H133L132 31H131V33L132 32H134ZM138 30V29H137ZM140 30V29H139ZM138 30V31H139ZM148 30V29H147ZM147 30L145 31V33L147 32ZM151 30V29H150ZM161 30V31H162ZM180 30L178 31V32H180ZM197 30V29H196ZM197 30V31H198ZM203 30V29H202ZM253 30V29H252ZM260 30V29H259ZM11 31V32H12ZM113 31V30H112ZM121 31V36H123L122 35V29L120 30ZM123 31H124V28H123ZM136 31V30H135ZM167 31V32H168ZM190 31V32H191ZM194 31V30H193ZM192 31V32H193ZM201 31V30H200ZM8 32V31H7ZM11 32H10V34H11ZM56 32V31H55ZM70 32H72V31H70ZM70 32H69V34H70ZM79 32V31H78ZM87 32V33H86ZM99 32V31H98ZM97 32V33H98ZM105 32H106V30H105ZM118 32V31H117ZM125 32V31H124ZM151 31H149L148 33H150ZM156 32H157V30H156ZM164 32H165V34H164ZM169 32H168V34H169ZM183 32V31H182ZM100 34H101V32H99ZM115 33H116V31H115ZM128 33V31L125 33V34H127ZM136 33H138L137 31H136ZM153 32H151V34H152ZM184 33H186V32H184ZM187 33H189V31L187 32ZM186 33V34H187ZM194 33H196V31L194 32ZM199 33V32H198ZM201 33V32H200ZM204 33H207L206 31L204 32ZM13 34V33H12ZM16 34V35H17ZM54 34V33H53ZM69 34H68V36H69ZM73 33H71L70 35H72ZM75 35L76 34H78V33H74ZM107 34H109V33H107ZM107 34H105V35H107ZM129 34L130 33H128L127 34V36H128V38H129ZM134 34V33H133ZM138 34H142L141 33V31H139V33ZM147 34V33H146ZM160 34V33H159ZM160 34V35H161ZM174 34V33H173ZM172 34V35H173ZM186 34H183V35H186ZM253 34V35H252ZM20 35V34H19ZM19 35H17V36H19ZM25 35V36H24ZM55 35V34H54ZM78 35H81L80 33L78 34ZM77 35V36H78ZM144 35V34H143ZM142 35V36H143ZM155 35V31H154V33H153V36ZM169 35H171V32H170V34ZM208 35V34H207ZM109 35H107V36H104V38L106 37H108ZM125 36V35H124ZM131 36H134V35H130V37ZM149 36H150V38H149ZM156 36V35H155ZM168 36V35H167ZM167 36H165L164 38H166ZM178 36V34H177V32H176V37ZM187 36H188V34H187ZM189 36H192V33H190L189 34ZM203 36H205V35H200L199 36V38H203ZM254 36H256V35H254ZM136 37V36H135ZM134 37V38H135ZM138 37V36H137ZM136 37V38H137ZM160 37H163V36H159V38ZM171 37H173V36H171ZM175 37V38H176ZM180 37V36H179ZM193 37L194 38H196V37H198V35H196V37L193 35ZM205 37H207V36H205ZM257 37V36H256ZM73 38V39H72ZM110 38H108V39H110ZM120 38V37H119ZM135 38V39H136ZM139 38V37H138ZM146 38V37H145ZM154 39L155 37H152V35H148L147 36V39ZM158 38V37H157ZM174 38V37H173ZM180 38H182V37H180ZM258 38H260V37H258ZM121 39V38H120ZM127 39V38H126ZM131 39V38H130ZM141 39V38H140ZM161 39H163V38H161ZM68 40V41H67ZM105 40V41H104ZM176 40V39H175ZM174 40V44H175V42L177 41H175ZM198 40V39H197ZM200 40V39H199ZM198 40V41H199ZM206 40V39H205ZM263 40V39H262ZM139 41V43H140V40H138ZM138 41H136V42H138ZM143 41V40H142ZM157 41V40H156ZM183 41V40H182ZM210 41V40H209ZM264 41V40H263ZM66 44H65V43ZM91 42V41H90ZM131 42V43H130ZM144 42H146V41H144ZM153 42V41H152ZM164 42H166L165 40H164ZM168 42V41H167ZM202 42H203V39H202ZM17 43V42H16ZM16 43H14L15 44V46H17L16 45ZM113 43V42H112ZM114 43V44H115ZM117 43H119V45H117ZM134 43V42H133ZM132 43V44H133ZM138 43V44H139ZM148 42H146V44H147ZM153 43H155V40H154V42ZM157 43H159V41L157 42ZM155 44V45H153L152 43H149V48H150V50L151 51H154L155 52V54H157V53H164V55L166 54L165 52H162V50H161V48H162V46L164 45H166V44H163V42L161 43V47H160V44H159V47H157V45L158 44ZM177 43V42H176ZM207 43V42H206ZM208 43H210V42H208ZM108 44V43H107ZM107 44H105V45H107ZM110 44V43H109ZM108 44V45H109ZM135 44V43H134ZM137 44V43H136ZM136 44H135V46H136ZM141 44V43H140ZM169 44V43H168ZM196 44H198V43H196ZM67 45H69V46H67ZM178 45L180 46V44L178 43ZM183 45H187V41H186V43L185 44H182V46ZM194 45H195V43H194ZM14 46V47H15ZM18 46H21V45H18ZM16 47V48H18L19 49V47ZM111 46H113L114 47V45L112 44ZM143 46H144V44H143ZM163 46V47H164ZM177 46V45H176ZM179 46H178V48H179ZM188 46H191V48L189 49V51L191 50V49H193L192 48V46L193 45H191V43L188 45ZM188 46H184V47H186V49H188L187 47ZM200 46V45H199ZM204 46V45H203ZM203 46H201V48L203 47ZM72 47V48H71ZM142 47V46H141ZM145 47V46H144ZM166 47H167V45H166ZM197 47V46H196ZM205 47H207L206 48V50L208 49V46H204V48ZM209 47H210V45H209ZM212 47V46H211ZM21 48H22V46H21ZM69 48H71V51L74 49V50H79V51H82V54L81 55H83V53L85 54V55H93V53H95V54H97V58H98V60H100L101 59V56H104V58H102V59H105L106 61H107V63L110 65H108V67H107V65H106V67H105V69L104 70H106V71H108L109 72V75H107V77H109V79H111L112 80V84L114 85V83H116L115 84V86H116V88H115V86H114V88H112V92H113V94H114V91H116V90H114V89H117V93L118 94H121V95H123L122 97H124V95L126 96V99H127V101H126V104L125 105H123L122 104V106L121 105H119V104H116L115 102H116V97H115V102L113 101L114 99H113V97L111 98H101L100 99V97H98V91L93 87V86H91V84H94L93 82H92V80H94L93 78H89L88 76V74L86 73V67H85V69H82L84 72H85V74H87L88 76V78L89 79H92V80H90L92 83H89V81L87 80V78L84 76V74H83V71L81 72V68L83 67L84 68V66H79V65H77V66H79L80 67V69L79 68H77L76 67V62H73V60L75 61V59H72L71 60V56L70 55H72V54H70L69 52ZM143 48V47H142ZM160 48V49H159ZM231 48V47H230ZM143 49H146V48H143ZM164 49V48H163ZM167 49V48H166ZM170 49V48H169ZM177 49V48H176ZM185 48H183L182 50L183 51H185L184 50ZM198 49V48H197ZM215 49V52H217V50ZM222 49H224V47L222 48ZM234 49V50H235ZM16 50V49H15ZM21 50V49H20ZM136 50V51H135ZM194 50H196V48H194ZM213 50H214V48H213ZM212 50V51H213ZM220 50V49H219ZM225 50H226V48H225ZM228 50H230V49H227V51ZM232 50V52H234V50L233 49H231ZM230 50V51H231ZM144 50H141V52H143ZM147 51V50H146ZM164 51V50H163ZM187 51V50H186ZM185 51V52H186ZM202 51V50H201ZM210 51V50H209ZM211 51V52H212ZM17 52V51H16ZM20 52V51H19ZM23 52V51H22ZM24 52V53H25ZM75 52V51H74ZM77 52V51H76ZM75 52V53H76ZM125 52V51H124ZM124 52L122 53L123 55H125L124 54ZM167 53H168V51H166ZM208 51H206L205 53H207ZM232 52H229V53H232ZM236 52V53H237ZM30 53H31V55H30ZM72 53V52H71ZM80 52H78V54H79ZM128 53V54H129ZM144 53V52H143ZM150 53V52H149ZM152 53V52H151ZM218 53V52H217ZM235 53V52H234ZM233 53V54H234ZM122 54H121V59H123V57H122ZM138 54V53H137ZM187 54V53H186ZM220 54V53H219ZM21 55V54H20ZM23 55V54H22ZM85 55H84V58H85ZM129 55H131V54H129ZM139 55V54H138ZM142 57L145 55V57H146V55H148V54H140ZM153 55V54H152ZM163 55V54H162ZM182 55V54H181ZM207 55V54H206ZM206 55H204V57L206 56ZM209 55H210V52H209ZM209 55H207L208 57L206 58L205 57V59L208 61V63L209 62H212V61H215V59H214V57L216 56H214V55H212V56H214L213 57V60H212V58L209 56ZM221 55H222V52H221ZM232 55V54H231ZM29 56H27V57H29ZM106 56V57H107ZM133 56H135V55H133ZM150 56V55H149ZM149 56H148V59H150L149 58ZM187 56V55H186ZM219 56V55H218ZM223 56V55H222ZM234 56V55H233ZM232 56V57H233ZM83 57V56H82ZM89 57V56H88ZM91 57H93V56H91ZM95 57H96V55H95ZM94 57V58H95ZM167 57V56H166ZM166 57H164L163 56V58H166ZM181 57H184L185 58V56H181ZM189 57V56H188ZM187 57V58H188ZM221 57V56H220ZM237 57V56H236ZM93 58V60H95ZM100 58V59H99ZM129 58H130V56H129ZM175 58V57H174ZM190 58V57H189ZM189 58H188V60H189ZM215 58H217V57H215ZM226 58V57H225ZM237 58H239V57H237ZM236 58V59H237ZM246 58H248V59H246ZM83 59V58H82ZM86 60L88 59V58H85ZM108 59V58H107ZM111 59V60H112ZM117 59H115V60H117ZM140 59V58H139ZM145 59H147V58H145ZM178 59H181L180 58V55H179V57H178ZM177 59V60H178ZM192 59V58H191ZM190 59V61H193V59L191 60ZM220 59V58H219ZM218 59V60H219ZM231 58H227V60L229 61ZM3 60H5V59H3ZM33 60V59H32ZM124 60V59H123ZM165 60H168L167 58L165 59ZM186 60V59H185ZM205 60V61H206ZM221 60V59H220ZM34 61V60H33ZM82 61H85L84 59L82 60ZM101 61V60H100ZM117 61V62H118ZM122 61V60H121ZM130 61V60H129ZM143 61V60H142ZM141 61V62H142ZM180 61V60H179ZM203 62L204 61V59H203V61H200L199 59L196 61L195 60V62ZM204 61V63H207V62H205ZM222 61V60H221ZM1 62V61H0ZM9 62V61H8ZM7 62V63H8ZM11 62V61H10ZM95 62H98V61H95ZM101 62H103V61H101ZM101 62H100V65H101ZM116 62V61H115ZM140 62V63H141ZM144 62V61H143ZM146 62V61H145ZM170 62V61H169ZM178 62V61H177ZM180 62H182V61H180ZM179 62V63H180ZM184 62V61H183ZM195 62H192V63H195ZM223 62V61H222ZM221 62V63H222ZM247 62H249V63H247ZM75 63V64H74ZM105 63V62H104ZM121 63H123V62H121ZM172 63V62H171ZM171 63H169V64H171ZM191 63V62H190ZM201 63H200V66H201ZM214 63V62H213ZM213 63H212V66H215V65H213ZM216 63H217V61H216ZM219 63V62H218ZM11 64V63H10ZM99 64V63H98ZM199 64V63H198ZM197 64V65H198ZM203 64V63H202ZM211 64V63H210ZM5 65V64H4ZM7 65V64H6ZM105 65V64H104ZM190 65H192V64H190ZM194 65H196V64H194ZM196 65V66H197ZM204 65V64H203ZM203 65H202V67L201 68H203ZM13 66V65H12ZM37 66V67H38ZM98 66V65H97ZM96 66V71H97V73L99 72L98 70H99V66L97 67ZM103 66V65H102ZM124 66V65H123ZM183 66V65H182ZM189 66V65H188ZM188 66L186 67V68H188ZM210 66V65H209ZM220 65H218L217 64V66L216 67H219ZM223 66V65H222ZM222 66H220L221 68H222ZM240 66H242V67H240ZM253 66V65H252ZM7 67V66H6ZM101 67V66H100ZM193 68H194V66H192ZM192 67H190V68H192ZM199 67V66H198ZM206 67L209 69V67L206 65ZM224 67H226V66H224ZM249 67H251V65L249 66ZM8 68V67H7ZM6 68V69H7ZM13 68H14V66H13ZM36 68V67H35ZM102 68H104V66L102 67ZM100 69V72H99V74H97L96 73V71L94 72V73H96L97 75H99V76H101V70H103V69ZM119 68V69H118ZM122 68V67H121ZM180 68V69H179ZM183 68L185 69V67L183 66ZM197 68V67H196ZM211 68V67H210ZM227 68H225L226 70H227ZM4 69V68H3ZM10 69H11V67H10ZM93 69V67H92V70H94ZM208 69H205V70H208ZM218 69V68H217ZM216 68H215V71L217 70ZM224 69V68H223ZM249 69V68H248ZM252 69H255V66H254V68H252ZM8 70V69H7ZM14 70V69H13ZM36 70V69H35ZM37 70H38V68H37ZM121 70H123V68L121 69ZM190 70H193V69H190ZM210 70H212V71H210ZM210 70H208L209 72H215V71H213V69H210ZM219 70V69H218ZM256 70V69H255ZM259 70V69H258ZM257 70V71H258ZM4 71V70H3ZM11 71V70H10ZM16 71H17V69H16ZM87 71H88V69H87ZM106 71H104L105 73H107ZM184 71V70H183ZM222 71V70H221ZM246 71V70H245ZM250 71V70H249ZM248 71V72H249ZM260 71V70H259ZM258 71V72H259ZM5 72V71H4ZM4 72H3V74H4ZM8 72V75H9V71H7ZM34 72V71H33ZM41 72V71H40ZM42 72H41V74H42ZM207 72V71H206ZM220 72V71H219ZM219 72H217L216 71V73L217 74H220ZM247 72V71H246ZM256 72V71H255ZM0 73H2V72H0ZM11 73V72H10ZM18 73V72H17ZM126 73V72H125ZM183 73V72H182ZM208 73V72H207ZM250 73V72H249ZM249 73H247V75H250ZM261 73V72H260ZM20 74V73H19ZM34 74V73H33ZM95 74V75H96ZM104 74V73H103ZM108 74V73H107ZM140 74V73H139ZM144 74V71L142 72V78H143V75ZM208 74H210V80L213 78V77H215V76H213L212 78H211V75H213L212 73H208ZM215 74V73H214ZM216 74V75H217ZM228 74V73H227ZM6 75V74H5ZM29 75V74H28ZM106 75V74H105ZM124 75H126V74H124ZM226 75V74H225ZM4 76V75H3ZM10 76V75H9ZM17 76V75H16ZM104 76V75H103ZM130 76V75H129ZM141 76V75H140ZM222 76V75H221ZM252 76H253V74H252ZM256 76V75H255ZM5 77V76H4ZM11 77H13V76H11ZM32 77V76H31ZM45 77V76H44ZM45 77V78H46ZM91 77V76H90ZM95 78H97L96 76H94ZM105 77V76H104ZM151 77V78H152ZM175 77V78H174ZM217 77V76H216ZM219 77H220V75H219ZM233 77V76H232ZM254 77V76H253ZM258 77V76H257ZM2 78V77H1ZM10 78V77H9ZM9 78H8V80H9ZM16 78V77H15ZM30 78V77H29ZM130 78H131V76H130ZM221 78V77H220ZM219 78V79H220ZM256 78V77H255ZM260 78H262V77H260ZM259 78V79H260ZM4 79V78H3ZM44 79V78H43ZM100 79V78H99ZM125 79V80H124ZM209 79H208V81H209ZM254 79V78H253ZM7 80V79H6ZM103 80V79H102ZM127 80H129L130 81V83H129V81H127ZM132 80V79H131ZM150 80V79H149ZM222 80H224V79H222ZM221 80V81H222ZM227 80V79H226ZM256 80V79H255ZM35 81V80H34ZM44 81V80H43ZM106 81V80H105ZM105 81H104V83H105ZM114 81V82H113ZM178 81V80H177ZM213 81V80H212ZM211 81V82H212ZM215 81V80H214ZM220 81V80H219ZM218 81V82H219ZM225 81V80H224ZM232 81V80H231ZM253 81V80H252ZM179 82V81H178ZM229 82V81H228ZM227 82V83H228ZM234 82V81H233ZM248 82H250V81H248ZM255 82H257V80L255 81ZM254 82V83H255ZM42 83H44V82H42ZM100 83V82H99ZM210 83V82H209ZM217 83V82H216ZM215 83V84H216ZM234 83H236V82H234ZM237 83V84H238ZM253 83V84H254ZM263 83V82H262ZM11 84V83H10ZM102 84V83H101ZM105 84H107V83H105ZM110 84V83H109ZM108 84V85H109ZM132 84V83H131ZM184 84V83H183ZM223 84V83H222ZM230 84V83H229ZM237 84H235V85H237ZM238 84V86H240ZM3 85V84H2ZM1 84H0V103H1V105L3 106L4 105V107H2L1 106V108L3 109H5V107H9V105H10V107L11 106H13V107H16L17 108V106H15L14 104L13 105H11L10 104V102L12 103V101H11V99L13 98H11L10 97V91H11V88H8L9 87V85H8V87H4V86H2ZM15 85V84H14ZM13 85V86H14ZM30 85V84H29ZM42 85V84H41ZM135 85V84H134ZM210 85H214L213 84V82H212V84H210ZM220 85V84H219ZM219 85H216L217 86V88H220V87H218ZM231 85V84H230ZM229 85V86H230ZM246 85V84H245ZM6 86V85H5ZM94 86H96L97 87V85L96 84H94ZM110 87H113V86H111V85H109ZM133 86V85H132ZM131 86V87H132ZM220 86H222V85H220ZM224 86V85H223ZM228 86V87H229ZM233 86H234V84H233ZM249 87H251L250 85H248ZM12 87V86H11ZM15 88H16V86H14ZM21 87V86H20ZM98 87L100 88V86L98 85ZM102 87H104V86H101V88L100 89H103ZM106 87V86H105ZM105 87H104V89H105ZM108 87V86H107ZM164 87H162L163 89H164ZM187 87V86H186ZM189 87V86H188ZM185 88L186 90L187 89H189V88ZM213 87V86H212ZM226 87V86H225ZM225 87H223L222 88V90L225 88ZM232 87V86H231ZM237 87V86H236ZM18 88H19V86H18ZM36 88V87H35ZM216 87H214L213 88V90L215 89ZM216 88V89H217ZM230 88V87H229ZM228 88V89H229ZM240 88V87H239ZM253 88H255L256 90H258L257 88H259L258 86H257V88H256V86L255 87H253ZM17 89V88H16ZM41 89V90H42ZM108 89V88H107ZM166 89V88H165ZM180 89V88H179ZM215 89V91H216V93H217V91H218V89L216 90ZM259 89H261V88H259ZM15 90V89H14ZM21 90V89H20ZM40 90V91H41ZM136 90V89H135ZM226 89H224V92H222L221 91V88H220V91L222 92V94H223V96H222V94H220L221 95V99H223L224 98V100L226 101V102H224V104L225 103H227V104H225V105H228V107H229V109H231V110H233V111H235V112H237L238 114H240L241 116H243L244 118H245V120H246V123L247 124H249V126L253 129V130H255L256 132H257V134H258V137L261 139V141L263 142V144H264V126L262 125L263 123H264V121H263V119L261 120L259 117H261L262 115H263V117H264V114H262V113H260V112H263L264 113V111H261V108L262 109H264V107H262L261 106V108H259L260 107V105L262 104V103H260L261 102V100H260V102L258 103L257 102V104H259L258 106H256L255 108H252L251 106H250V104H248V102H251V99L249 98V97H251L252 98V96H251V94L250 93H248V94H250V96L249 95H247V98H246V96L244 97L242 94L243 93H241V95L245 98V99H243L242 98V96H240L243 100H240L239 98L240 97H237V95L238 94H240V93H237V95H235V93H236V91H228V92H226L225 91ZM229 90H231V89H229ZM232 90H235V89H232ZM262 90V89H261ZM37 91V90H36ZM39 91V93H42V91L40 92ZM100 91V90H99ZM102 92H104V90H101ZM137 91V90H136ZM135 91V92H136ZM149 91V90H148ZM192 91V90H191ZM191 91H188V93L187 94H189V93H191ZM219 91V92H220ZM263 91V90H262ZM262 91H261V93H262ZM12 92H14V91H12ZM15 92H16V90H15ZM14 92V93H15ZM19 92V91H18ZM101 92V93H102ZM110 91H108L107 93H104V94H108ZM134 92V93H135ZM138 92V91H137ZM166 92H167V89H166ZM186 92L187 91H185V94H186ZM220 92V93H221ZM235 92V93H234ZM259 92V91H258ZM257 92V93H258ZM101 93H100V95H101ZM142 93V92H141ZM140 93V94H141ZM181 93H182V91H181ZM256 93V94H257ZM18 94V93H17ZM17 94H15L16 96H17ZM36 94V93H35ZM34 94V95H35ZM65 94H67V95H65ZM112 93L110 92V95H111ZM113 94L111 95V96H113ZM116 94V93H115ZM133 94V93H132ZM148 94V95H149ZM163 94H165V92H163ZM167 94V93H166ZM14 94L12 95V96H15ZM34 95H33V97H34ZM103 95V94H102ZM102 95H101V97H102ZM180 95H182V94H180ZM192 95V94H191ZM252 95H253V92H252ZM258 95V94H257ZM257 95H253V98H255L254 96H257ZM15 96V99L18 97L19 98V96H17L16 97ZM36 96V95H35ZM38 96V97H39ZM63 96V97H64ZM108 96V95H107ZM106 96V97H107ZM143 96H144V94H143ZM143 96H141V98L143 97ZM160 96H162V95H160ZM190 96V95H189ZM239 96V95H238ZM38 97H36V98H38ZM94 97H98L99 99H100V101L97 103V104H95L96 102H95V99H94ZM121 97V98H122ZM140 97V96H139ZM158 97V96H157ZM216 97V95H214V100L216 101L217 99L215 98ZM217 97H218V99H219V96L217 95ZM44 98V99H45ZM120 98V97H119ZM121 98H120V100L119 101H122L121 100ZM159 98V99H158ZM157 99L161 102V100H160V98L161 97H158ZM179 98H181V97H179ZM188 98H190V97H188ZM193 98V97H192ZM35 99V98H34ZM63 99V98H62ZM65 99V98H64ZM67 99H68V97H67ZM97 99V98H96ZM110 99H112V100H110ZM161 99H163V98H161ZM221 99H219L218 101L220 102V100ZM257 99H258V97H257ZM257 99H255V100H257ZM264 99V98H263ZM13 100V99H12ZM19 100H20V98H19ZM18 100V101H19ZM32 100V99H31ZM36 100H38V99H36ZM41 100V99H40ZM117 100V101H118ZM164 100V99H163ZM162 100V101H163ZM181 100V99H180ZM253 100V99H252ZM255 100H253L254 102H255ZM15 101V100H14ZM13 101V102H14ZM66 101V100H65ZM68 101H70V100H68ZM96 101H98V100H96ZM190 101V100H189ZM193 101V100H192ZM222 101V100H221ZM42 102V101H41ZM46 102H48V101H46ZM180 102V101H179ZM217 102V101H216ZM223 102V101H222ZM222 102H220V103H222ZM15 103V102H14ZM22 103V102H21ZM37 103H40V102H37ZM49 103V102H48ZM62 102H60V104H61ZM118 103V102H117ZM123 103H125L124 101H123ZM163 103H164V101H163ZM218 103V102H217ZM217 103H215L216 105H217ZM17 104H18V102H17ZM36 104V103H35ZM46 104V103H45ZM57 104V103H56ZM58 104H59V102H58ZM60 104L59 105H57V107H59L60 106ZM74 104V105H73ZM180 104H181V102H180ZM184 104V103H183ZM182 104V105H183ZM187 104H189L188 102H187ZM194 104V103H193ZM223 104V103H222ZM222 104H221V108H222ZM257 104H255V105H257ZM21 105H23V103L22 104H20V106ZM44 105V104H43ZM49 105H51L52 106V104H50L49 103ZM62 105H63V103H62ZM78 105H80L81 107H82V114L85 112L86 114H88V116L89 117H91V118H89L88 116V119H87V117H85L84 115V117H85V120L84 121H86L87 120V122H83L82 120L83 119H81L80 117H78V115H77V113H79L80 112V108L78 107V110H79V112H77L76 111V107ZM159 105V104H158ZM225 105L223 106V107H225ZM263 105V104H262ZM26 106V105H25ZM48 106V105H47ZM46 106V107H47ZM50 106V107H51ZM54 106H56L55 104H54ZM163 106V105H162ZM164 106H166L167 107V104L166 105H164ZM186 106V105H185ZM185 106L183 105V109H185ZM190 105H188V107H189ZM191 106H193V105H191ZM218 107H219V104L217 105ZM13 107L12 108H10V110L12 111V109H13ZM22 107H24V105L22 106ZM60 107H62V106H60ZM227 107V108H228ZM0 108V109H1ZM21 108V107H20ZM27 108V107H26ZM26 108L24 107V109L26 110ZM137 108H139L138 106L136 107V109ZM141 108H139L138 109V112H139V110L141 109ZM154 108V107H153ZM4 109H3V112H4ZM23 109V108H22ZM22 109H20L21 111H23ZM48 109V108H47ZM52 109H56V108H52ZM58 109V108H57ZM56 109V110H57ZM65 109V108H64ZM152 109V108H151ZM189 109H191V108H189ZM8 111H9V109H7ZM17 110V109H16ZM16 110H13V111H16ZM28 110V109H27ZM26 110V111H27ZM60 110H62V112H63V109H60ZM160 110V109H159ZM165 110V109H164ZM188 110V109H187ZM6 111V110H5ZM7 111V112H8ZM20 111V112H21ZM30 110H28L27 112H29ZM58 111H59V109H58ZM153 111V110H152ZM163 111V110H162ZM166 111V110H165ZM185 111H186V109H185ZM189 111V110H188ZM6 112V113H7ZM18 112H19V110H18ZM48 112H50V110L48 109ZM51 112H52V110H51ZM59 112H61V111H59ZM65 112V111H64ZM81 112L79 113V114H81ZM136 112V111H135ZM154 112V111H153ZM219 112L221 113L222 112V109H221V111H220V109H219ZM223 112H224V109H223ZM229 112V111H228ZM5 113V112H4ZM13 113V112H12ZM14 113H16V112H14ZM22 113H25V111L24 112H21V115H22ZM58 113V112H57ZM141 113H142V111H141ZM152 113V112H151ZM150 113V114H151ZM156 113H158V111L156 112ZM155 113V114H156ZM162 113V112H161ZM226 113H227V111H226ZM10 114V113H9ZM9 114H8V116H9ZM31 114H33V113H31ZM48 114V113H47ZM50 114V113H49ZM56 114V113H55ZM59 114V113H58ZM63 114L64 113H62V116H63ZM143 115H144V113H142ZM154 114V113H153ZM224 114V113H223ZM229 114H232V111H231V113H229ZM262 114V115H261ZM2 115V114H1ZM0 115V116H1ZM5 115H7V114H5ZM12 114H10V116H11ZM17 115V114H16ZM20 114H19V116H21ZM29 115V114H28ZM159 115V114H158ZM158 115H155V116H153V121L157 124V125H160V124H162V123H164L165 124V122L167 123V125H166V128H167V126H169L168 124H171V123H169L170 121H162V120H160V118L162 117V115L160 116L159 115V117H158ZM164 115V114H163ZM233 115H235V113H233ZM261 115V116H260ZM18 115L17 116H15L17 119H18V117H19ZM24 116V115H23ZM26 116V115H25ZM29 116H33V115H29ZM57 116V115H56ZM62 116L60 117V119L62 118ZM64 116H63V118H64ZM81 116V115H80ZM145 116V115H144ZM149 116V115H148ZM150 116H152V114L150 115ZM224 116V115H223ZM226 116V115H225ZM6 117V116H5ZM39 117V116H38ZM37 117V119H39ZM42 117V116H41ZM49 118H50V116H48ZM83 117V118H84ZM141 117V116H140ZM165 117V116H164ZM191 117V116H190ZM231 118L232 116H229L228 115V118ZM11 118H14L13 117V115H12V117H10L8 120L10 121V119ZM20 119H21V117H19ZM27 118H28V116H27ZM26 117H25V119H27ZM30 118H32V117H30ZM33 118L35 119L36 118V116L34 117L33 116ZM49 118H47V120H49ZM57 117H55L54 118V120H57L56 119ZM147 118V117H146ZM163 118V117H162ZM161 118V119H162ZM188 118H189V116H188ZM23 120H24V117L22 118ZM151 119V118H150ZM149 119V120H150ZM165 119V118H164ZM227 119V118H226ZM241 119V118H240ZM7 120V121H8ZM14 120H15V118H14ZM36 120V119H35ZM41 120V119H40ZM63 120V119H62ZM65 120V119H64ZM64 120H63V122H64ZM89 120V121H90ZM148 120V121H149ZM188 120V119H187ZM190 120V119H189ZM228 120V119H227ZM231 120V119H230ZM245 120H243L244 122H245ZM263 121V123L261 124V121ZM8 121V122H9ZM16 121L17 122H19L18 120H15V121H13L12 120V125H15L16 124V126H17V123H16ZM21 121V120H20ZM28 121H29V119H28ZM27 121V122H28ZM30 121H31V119H30ZM45 121V120H44ZM43 121V122H44ZM51 121V120H50ZM49 121V122H50ZM151 122H152V120H150ZM149 121V122H150ZM191 121V120H190ZM214 121V120H213ZM212 121V122H213ZM229 121V120H228ZM241 121V120H240ZM13 122H15L14 124H13ZM22 122V121H21ZM32 122H33V120H32ZM35 122V121H34ZM37 122H38V120H37ZM40 122V121H39ZM38 122V123H39ZM46 122V121H45ZM45 122H44V124H45ZM52 122H54L55 123V121H52ZM62 122V121H61ZM150 122V123H151ZM160 122H162V123H160ZM193 122V121H192ZM217 122V121H216ZM216 122L214 123V124H216ZM242 122V121H241ZM243 122V123H244ZM4 123V122H3ZM41 123V122H40ZM56 123H58V122H56ZM93 123H95V122H93ZM158 123H160V124H158ZM218 123V122H217ZM238 123H240V122H238ZM25 126L28 128L29 126L27 125V123L25 122ZM37 124V123H36ZM36 124H35V126H36ZM43 123H41V125H42ZM61 124V123H60ZM64 124V123H63ZM73 124V125H72ZM102 124V125H101ZM190 123H188V125H189ZM192 125H193V123H191ZM190 124V126H192ZM211 124V123H210ZM214 124L212 123V127H214ZM241 124V123H240ZM19 125H21V126H19L20 127V129H22V130H24V134L26 135H24L23 134V132L21 133V134H23L25 137H26V139H27V137H28V133L27 132H25V128L22 126V124H19ZM55 125V124H54ZM58 125V124H57ZM62 125V124H61ZM30 126H32V123H31V125ZM38 126V125H37ZM40 126V125H39ZM46 126V125H45ZM48 126V125H47ZM64 126V125H63ZM95 126H96V123H95ZM151 126H153L152 125V123H151ZM165 126V125H164ZM170 126V127H171ZM193 126H195L196 127V124L195 125H193ZM193 126L192 127H190V128H192L193 129ZM249 126H247V127H249ZM15 127V126H14ZM94 127V128H93ZM170 128V129H172V131H173V128ZM194 127V128H195ZM244 127V126H243ZM246 127V126H245ZM250 127H249V129H250ZM18 128V127H17ZM17 128H13L12 130L13 131H15V129H17ZM30 128V127H29ZM43 129V125H42V127H40V129ZM47 128V127H46ZM54 128V127H53ZM52 128V129H53ZM104 128V129H105ZM198 128V127H197ZM215 128V127H214ZM31 129V128H30ZM35 129V128H34ZM45 129V128H44ZM48 129V128H47ZM69 129V130H70ZM98 129V128H97ZM104 129H102L103 131H105ZM168 129V128H167ZM177 129V128H176ZM196 129V128H195ZM201 129V128H200ZM201 129V130H202ZM216 129V128H215ZM178 130V129H177ZM21 131V130H20ZM30 131H32V130H30ZM33 131H35V130H33ZM46 131H48V130H46ZM45 131V132H46ZM51 130H50V128H49V131L48 132H50ZM54 131V130H53ZM73 130L71 129V132H72ZM97 131V130H96ZM155 131H156V129H155ZM197 131V130H196ZM16 132V131H15ZM14 132V133H15ZM17 132H18V129H17ZM36 132V131H35ZM35 132H33L35 135L36 134H38V133H35ZM48 132H46V133H48ZM56 132V130L54 131V133ZM98 132H99V130H98ZM171 132V131H170ZM175 132V131H174ZM53 133V134H54ZM74 133V132H73ZM106 133H108V132H106ZM172 133V132H171ZM177 133L178 132H176V137H177ZM180 133V132H179ZM17 134V133H16ZM31 134H32V132H31ZM34 134H32L33 135V137H35L34 136ZM56 134V133H55ZM54 134V135H55ZM83 134H86V133H83ZM82 134V135H83ZM104 134H105V132H104ZM113 133H111V135H112ZM173 134V133H172ZM181 134V133H180ZM208 134V133H207ZM256 134V133H255ZM18 135H19V133H18ZM29 135H30V133H29ZM39 135V134H38ZM50 135V134H49ZM54 135H53V139L52 140H54V138L55 137H58V136H55L54 137ZM73 135V134H72ZM23 136V137H24ZM74 136H76L75 134H74ZM100 136H103V135H100ZM114 136V135H113ZM112 136V137H113ZM116 136V135H115ZM240 136V135H239ZM18 138L20 137V136H17ZM45 137V136H44ZM43 137V138H44ZM50 137V136H49ZM104 137V136H103ZM178 137H180L179 136V134H178ZM181 137H185V136H181ZM240 137H242V136H240ZM51 138V137H50ZM50 138H49V140H50ZM114 138V137H113ZM157 138V137H156ZM188 138V137H187ZM11 139V138H10ZM20 139V138H19ZM26 139H25V141L24 142H26ZM31 139V138H30ZM41 139V138H40ZM48 139V138H47ZM77 139L78 138H76L75 140L77 141ZM108 139V138H107ZM111 139V138H110ZM118 139V138H117ZM116 139V140H117ZM181 139V138H180ZM179 139V140H180ZM182 139H185V138H182ZM210 139V138H209ZM8 140V139H7ZM29 140V139H28ZM55 140H57L56 138H55ZM101 139H99V141H100ZM102 142H104V140H105V137L104 138H102ZM109 140V139H108ZM108 140H106V142L108 141ZM119 140H121V139H119ZM176 140H178V139H176ZM186 140H188V139H186ZM208 140V139H207ZM21 141V140H20ZM35 141V140H34ZM43 141V140H42ZM182 141H184V140H181V142ZM242 141V140H241ZM251 141V140H250ZM9 142V141H8ZM23 142V141H22ZM32 141H30L29 143H31ZM44 142V141H43ZM42 142V143H43ZM53 142V141H52ZM55 143H53V145L55 144V146L56 145H58V144H56V141H54ZM64 142V141H63ZM62 142V143H63ZM79 142V139H78V141L76 142V144H81V143H78ZM81 142V141H80ZM105 142V143H106ZM208 142H211V141H209L208 140ZM252 142V141H251ZM33 143V142H32ZM41 143V142H40ZM51 143V142H50ZM99 144L101 143V142H98ZM109 143H111V142H109ZM115 143V142H114ZM138 143H136V145L138 146ZM185 143H187V141H185ZM189 143V142H188ZM16 144H18L17 142H16ZM21 144V143H20ZM47 144V143H46ZM65 144V143H64ZM75 144V143H74ZM75 144V147H77V145ZM200 144V145H201ZM211 144V146H213L212 145V143H210ZM12 145V144H11ZM26 145V144H25ZM45 145V144H44ZM44 145H43V148H44ZM116 145V144H115ZM136 145H134L135 147H137ZM160 145H161V143H160ZM162 145H164V144H162ZM182 145H183V143H182ZM188 145H190V144H188ZM187 144H186V147L188 146ZM249 145V144H248ZM247 145V146H248ZM253 145H254V143H253ZM32 146V145H31ZM35 146H37V145H35ZM42 146V145H41ZM40 146V148H42ZM52 146V145H51ZM122 146V145H121ZM131 146V145H130ZM133 146V145H132ZM139 146V147H140ZM191 146H192V148H190V149H192V151H196V146H195V149H194V145H192L191 144ZM255 146V145H254ZM258 146V145H257ZM14 147V146H13ZM13 147H11L12 149H13ZM17 147V146H16ZM24 147V146H23ZM48 147H49V145H48ZM79 147H80V149H82L81 148V146L79 145ZM79 147H78V150H79ZM96 147V146H95ZM97 147H98V145H97ZM123 147H125V146H123ZM185 147V146H184ZM198 147H200V146H198ZM21 148V147H20ZM52 148V147H51ZM56 148V147H55ZM84 148V147H83ZM88 148V147H87ZM87 148H85V149H87ZM94 147H92V148H90V149H93ZM125 148H127V147H125ZM181 148V147H180ZM16 149V148H15ZM52 149H54V147L52 148ZM57 149H59V148H57ZM76 149V148H75ZM85 149H83V150H85ZM129 149V148H128ZM187 149H189V148H187ZM202 149V148H201ZM200 149V150H201ZM208 149V148H207ZM216 149V148H215ZM246 149V148H245ZM255 149V148H254ZM253 149V150H254ZM264 149V148H263ZM6 150V149H5ZM55 150V149H54ZM89 150V149H88ZM137 149H135V151H136ZM138 150H140V149H138ZM179 150V149H178ZM247 150V149H246ZM246 150H244V152L246 151ZM261 150V149H260ZM16 151V150H15ZM18 151V150H17ZM16 151V152H17ZM58 151V150H57ZM56 151V152H57ZM85 151H87V150H85ZM83 152V153H85V154H88V151H87V153L86 152ZM129 151H131V149H129ZM133 151V150H132ZM181 151H183V150H181ZM185 151H187V150H185ZM185 151H183V152H185ZM191 151V150H190ZM204 151V150H203ZM206 151V150H205ZM204 151V152H205ZM219 151V150H218ZM233 151V150H232ZM255 151V150H254ZM13 152H14V150H12V154H13ZM59 152V151H58ZM76 152V151H75ZM178 152V151H177ZM180 152V151H179ZM197 152V151H196ZM234 152V151H233ZM244 152H242L243 154H244ZM248 152V151H247ZM246 152V153H247ZM258 152V151H257ZM263 152V151H262ZM18 153V152H17ZM62 153V152H61ZM92 153V152H91ZM135 153V152H134ZM133 153V154H134ZM182 153V152H181ZM188 153V152H187ZM191 153V152H190ZM206 153H207V151H206ZM241 153V152H240ZM246 153L244 154V155H246ZM137 154V153H136ZM138 154H140V153H138ZM140 154V155H141ZM171 154V153H170ZM169 154V155H170ZM185 154V153H184ZM192 155L194 154H196V153H194V152H192L191 153ZM197 154H198V152H197ZM215 154V153H214ZM232 154V153H231ZM249 154V156H250V153H248ZM261 154V153H260ZM79 155V154H78ZM131 155V154H130ZM139 155V156H140ZM181 155V154H180ZM187 155V154H186ZM208 155H209V153H208ZM207 155V156H208ZM14 156V155H13ZM18 156V155H17ZM84 156V155H83ZM82 156V157H83ZM170 156H173L172 154L170 155ZM189 156H190V154H189ZM200 156V155H199ZM205 156V155H204ZM255 156V155H254ZM262 155H260V157H261ZM15 157V156H14ZM62 157V156H61ZM81 157V158H82ZM147 157V156H146ZM184 157V156H183ZM193 157V156H192ZM196 157L198 158V155H196ZM206 157V156H205ZM214 157H216L215 155H214ZM243 157V156H242ZM248 157V156H247ZM256 157V156H255ZM254 157V158H255ZM260 157H258V158H260ZM11 158V157H10ZM64 158V157H63ZM84 158H86V159H84L85 161H84V163H89V161H92V157H91V155H85L84 156ZM139 158V157H138ZM140 158H142L141 156H140ZM139 158V159H140ZM145 157L143 156V159H144ZM148 158V157H147ZM178 158V157H177ZM180 158V157H179ZM185 158V157H184ZM183 158V159H184ZM199 158H201V157H199ZM208 158V157H207ZM218 158V157H217ZM219 158H221V157H219ZM244 159L246 158V157H243ZM253 158V159H254ZM257 158V157H256ZM257 158V159H258ZM15 159H17V158H15ZM142 159V160H143ZM187 158H185V160H186ZM189 159H191V158H189ZM148 160V159H147ZM153 160V159H152ZM177 160H179V159H177ZM218 160V159H217ZM17 161V160H16ZM68 161V160H67ZM112 161H114V160H112ZM124 160H122V163H125L126 161V163H128V161L129 160H125V162H123ZM144 161V160H143ZM150 161V160H149ZM187 161H189L188 159H187ZM192 161H194L193 159H192ZM204 160H201V163H200V160H199V164H202V162H203ZM223 161V160H222ZM228 161V160H227ZM246 161H248V160H246ZM245 161V162H246ZM252 161V160H251ZM69 162V161H68ZM82 162V161H81ZM94 162V161H93ZM130 162V161H129ZM151 163H152V161H150ZM150 162H149V164L148 163H146V164H144L143 162H141V161H137V159H135V160H133V161H131L128 165H123V164H118L117 162V164H113V163H115V161L112 163V164H110L111 163V161L109 162L108 161V163L110 164V166L108 167L109 169H110V172L109 173H111L110 175H111V177L113 176V177H120V176H122V175H125V177L128 179V178H130L129 177V174H131V175H134L136 178H137V181L139 182V183H141L142 184V186L147 190V188L150 190V192H152V193H154L153 195H156L157 197H158V199L160 200H158L161 204H159V202H158V204H159V206H160V209H159V211H160V213L162 214V215H165V217L167 216V215H171V216H174V218L173 219H175L174 220V222L176 221V224H178V225H180V227H186V226H188V231L187 232H190V236L192 237V238H189V240H187V241H191L190 243H192V247H195L194 245L196 244V241H197V244H199L198 242V240L196 239V241L193 239V236H195L194 235V233H195V230H196V228L198 227V225H201L202 227H204L205 229H208V228H210L209 226L211 225L210 224V221L208 220V218L210 217V215H212V214H210L209 212V214H207V215H209V217L206 215V214H204L202 211H199L198 209H194V210H191V208H192V206H191V208H188L181 200V198H180V193H181V195H183L184 194V190H183V193L182 192H180V191H178L177 189H176V186L178 187V188H181V187H179L178 185H172V181H169V179H167L168 178V176L166 177L165 176V174L164 175H162L163 174V172H166V175H167V172L168 171H163V172H159V170L157 169V166H156V164L155 163H153V164H150ZM178 162H181L180 160L178 161ZM198 162V161H197ZM205 162V161H204ZM224 162V161H223ZM243 162H244V160H243ZM244 162V163H245ZM255 162V161H254ZM253 162V163H254ZM182 163V162H181ZM180 163V164H181ZM184 163V162H183ZM186 163V162H185ZM206 164H207V162H205ZM205 163H203L202 164V166H203V170H202V168L200 167V169H198L199 171H201V172H203V173H199V174H205L204 176H208V177H202V179L203 178H208L209 180L212 178V180L214 181V179L217 181V180H220V179H222V180H224V178H227V177H229L230 176V174H228L227 172H226V168L224 169L223 168V166H221V165H219V164H217L218 165V170H217V174L215 175V176H213L212 177V174H210L209 172H207V171H209L208 170V168H207V166H209V165H207L206 167H205ZM253 163H252V165H253ZM263 163V162H262ZM107 164V163H106ZM148 164V165H147ZM226 164H230V162L229 163H226ZM243 164V163H242ZM241 164V165H242ZM5 165V164H4ZM14 165V164H13ZM82 165H83V163H82ZM184 165V164H183ZM182 165V166H183ZM197 165V167H198V164H196ZM244 165H246V164H243V166ZM15 166V165H14ZM85 166V165H84ZM91 166V165H90ZM92 166H93V164H92ZM161 166V165H160ZM164 166H166V165H164ZM168 166H166V167H168ZM180 166V165H179ZM226 166V165H225ZM232 166V165H231ZM249 166V165H248ZM8 167V166H7ZM187 167V166H186ZM233 167V166H232ZM89 168V167H88ZM192 168H193V166H192ZM206 168H207V171H206ZM6 169V168H5ZM84 169H86L85 167H84ZM161 169H162V167H161ZM180 169L182 170V168L180 167ZM204 169H205V171H204ZM238 169H240V168H238ZM198 170L196 169V172L198 173ZM233 170V169H232ZM231 170V171H232ZM236 170H237V167H236ZM252 170H253V167H252ZM85 171H87V170H85ZM90 171V170H89ZM105 171V170H104ZM193 171V170H192ZM234 171V170H233ZM240 171V170H239ZM106 172V171H105ZM236 172V171H235ZM238 172V171H237ZM257 172V171H256ZM256 172H254V173H256ZM94 173H95V171H94ZM93 173V174H94ZM104 173V172H103ZM107 173V172H106ZM193 173V172H192ZM196 173V174H197ZM207 173V174H206ZM239 173V172H238ZM261 173H263V171H261ZM198 174V175H199ZM236 174V173H235ZM106 176H107V174H105ZM109 175V176H110ZM193 175V174H192ZM191 175V177H193ZM200 175V176H201ZM237 175H239V174H237ZM236 175V176H237ZM257 175V174H256ZM173 176V177H174ZM196 177H198V178H201V177H199V176H197V175H195ZM235 176V175H234ZM233 176V177H234ZM68 177V176H67ZM96 177V176H95ZM98 178H99V180H102V179H104L102 176H101V174L99 173L98 174V176H97ZM124 176H122V177H120V179L121 178H123V180H124V178H125ZM132 177V176H131ZM233 177H231V178H233ZM239 177V181H240V176H238ZM69 178V177H68ZM70 178H73V177H70ZM125 178V179H126ZM135 178V179H136ZM197 178V179H198ZM236 178V177H235ZM258 178H260V177H258ZM75 179V178H74ZM96 179V178H95ZM111 179V178H110ZM116 179V178H115ZM119 179V178H118ZM131 179V178H130ZM132 179H133V177H132ZM207 179V180H208ZM229 179H230V177H229ZM261 179V178H260ZM98 180V181H99ZM114 180V179H113ZM171 180V179H170ZM199 180V179H198ZM201 180V179H200ZM212 180L210 181V182H212ZM237 180V179H236ZM97 181V182H98ZM117 180H115L114 182H116ZM136 181V182H137ZM174 181V180H173ZM193 181V180H192ZM225 181V180H224ZM224 181H223V183L221 184V185H223L224 184ZM239 181H237V182H239ZM112 182V181H111ZM120 183H121V180L119 181ZM134 182V181H133ZM196 182H197V180H196ZM203 182V181H202ZM210 182H208L209 184H211ZM218 182V181H217ZM232 182V181H231ZM241 182V181H240ZM103 183V182H102ZM126 183H127V180H126ZM130 183V182H129ZM204 184H205V180H204V182H203ZM202 183V184H203ZM208 183H207V185H208ZM229 183V182H228ZM235 183V182H234ZM233 183V184H234ZM114 184H116V183H114ZM118 184V183H117ZM133 184V183H132ZM174 184V183H173ZM193 184V183H192ZM201 184V183H200ZM217 184V183H216ZM216 184H214V186L216 185ZM226 184V183H225ZM233 184H227V185H224V186H222L221 188H219V186L217 187V185H216V187H217V189L219 188L220 189V193L222 194L223 193V195H228L229 197L230 196H232V195H230L229 193H231L233 190H232V185ZM96 185H97V183H96ZM99 185V184H98ZM112 185V184H111ZM119 185V184H118ZM118 185H117V187H118ZM136 185V184H135ZM134 185V186H135ZM179 185H181V184H179ZM194 185H196V184H194ZM193 185V186H194ZM220 185V184H219ZM220 185V186H221ZM237 185L238 184H236V187H237ZM241 185V184H240ZM115 186V185H114ZM114 186H112L113 188H114ZM133 186V185H132ZM132 186H130V188L132 187ZM181 186H184L185 187V185H181ZM210 186V185H209ZM213 186V185H212ZM211 186V188H213ZM120 187V192L122 193V195H123V198L120 196V198H122V199H124L125 200V202H126V200L127 201H129L130 200V198H131V194H130V192L131 191H129V189H128V186H126L125 184L124 185H120L119 186ZM119 187H118V190L117 191H119ZM183 187V188H184ZM204 187V186H203ZM86 188V187H85ZM187 188V187H186ZM189 188H191V186L189 187ZM198 188V187H197ZM206 188V187H205ZM211 188H209V189H211ZM234 188V187H233ZM240 188V187H239ZM132 189V188H131ZM130 189V190H131ZM133 189H134V187H133ZM188 189V188H187ZM200 189V188H199ZM208 189V190H209ZM236 189V188H235ZM235 189H234V191H235ZM252 189V188H251ZM189 190V189H188ZM237 190V189H236ZM240 190V189H239ZM182 191V190H181ZM187 191V190H186ZM190 191V190H189ZM210 192H211V190H209ZM218 191V190H217ZM147 192H149V191H147ZM149 192V193H150ZM191 192V191H190ZM240 192V191H239ZM256 192V191H255ZM151 193V194H152ZM187 193V192H186ZM193 193H195V191L193 192ZM206 193V192H205ZM218 194H219V192H217ZM233 193V192H232ZM235 193V192H234ZM242 192H240V193H238V191H237V193H235V194H233V195H235L236 197L238 196L237 194H241ZM204 194V193H203ZM214 194H216V192L214 191ZM245 194V193H244ZM243 194V195H244ZM186 195H189V194H186ZM197 195V194H196ZM211 195V194H210ZM242 195V194H241ZM146 196V195H145ZM217 196V195H216ZM219 196H222V195H219ZM218 196V197H219ZM227 196V197H228ZM234 196V197H235ZM182 197V196H181ZM183 197H184V195H183ZM182 197V198H183ZM189 198H190V196H188ZM208 197V196H207ZM234 197H232V199L234 198ZM240 197V195L238 196V198ZM246 197V196H245ZM244 197V198H245ZM133 198V197H132ZM197 198V197H196ZM210 198V197H209ZM242 197H240V199H241ZM248 198H250L249 196H248ZM136 199V198H135ZM155 199V198H154ZM183 199H185V198H183ZM208 199V198H207ZM246 199V198H245ZM244 199V200H245ZM143 200H145V199H143ZM217 200V199H216ZM226 200V202H227V199H225ZM243 200V199H242ZM247 200V199H246ZM245 200V201H246ZM250 200H252L251 198H250ZM186 201V200H185ZM207 201V200H206ZM230 200H228V202H229ZM233 201H235V200H233ZM255 201V200H254ZM187 202V201H186ZM185 202V203H186ZM214 202H215V200H214ZM242 202V201H241ZM248 202V201H247ZM250 202V201H249ZM251 202H253V200L251 201ZM250 202V203H251ZM263 203H264V199H263V201H262ZM132 203V202H131ZM218 203H219V201H218ZM250 203H248V204H250ZM254 203H256V202H254ZM188 204V203H187ZM227 205H228V203H226ZM247 204V205H248ZM132 205V204H131ZM153 205H155V204H153ZM212 205H214V204H212ZM216 205V204H215ZM241 205V204H240ZM253 205V204H252ZM252 205H250L251 206V208L253 207ZM158 206V205H157ZM188 206H189V204H188ZM226 206V205H225ZM224 206V207H225ZM250 206H249V208H250ZM260 206H262V205H259V207ZM200 207V206H199ZM220 207V206H219ZM223 207V206H222ZM221 207V208H222ZM226 207H228V206H226ZM234 207V206H233ZM256 207V206H255ZM259 207H257V209L259 208ZM235 209H237L236 207H234ZM247 208V207H246ZM245 208V209H246ZM250 208V209H251ZM189 209V210H188ZM242 209V208H241ZM244 209V208H243ZM242 209V210H243ZM249 209V210H250ZM260 209V208H259ZM158 210V209H157ZM225 210H226V208H225ZM227 210L229 211V209L227 208ZM226 210V211H227ZM234 210V209H233ZM240 210V209H239ZM255 209H253V211H254ZM261 210V213L260 214H262V208L260 209ZM235 211V210H234ZM237 211V210H236ZM247 211V210H246ZM256 211V210H255ZM204 212H206L207 213V211H204ZM239 212V211H238ZM244 211H242L241 212V210H240V215L243 213ZM257 213H259L258 212V210L256 211ZM231 213H233V211H232V207H231ZM237 213V212H236ZM250 213V212H249ZM233 214H235V213H233ZM238 214V213H237ZM236 214V215H237ZM245 214V213H244ZM264 214V213H263ZM262 214V215H263ZM161 215V216H162ZM230 215H232V214H230ZM170 216V217H171ZM234 216V215H233ZM232 216V217H233ZM237 216H239V214L237 215ZM242 216V218H244V216L243 215H241ZM248 216V215H247ZM184 217V218H183ZM236 217V216H235ZM252 217V216H251ZM247 218V217H246ZM250 218V217H249ZM249 218H247V219H249ZM162 219H163V217H162ZM172 219V218H171ZM234 219H236V218H234ZM168 220V219H167ZM167 220H165V221H167ZM170 220V219H169ZM215 220V219H214ZM213 220V221H214ZM242 220V219H241ZM244 220H246L245 218H244ZM165 221H163V222H165ZM236 221V220H235ZM250 221H252V220H250ZM249 221V222H250ZM258 221V220H257ZM260 221V220H259ZM169 222V221H168ZM172 222V221H171ZM248 224H249V222H248V220L246 221ZM173 223V222H172ZM213 223H215V221L213 222ZM253 223H254V221H252V225H253ZM166 224H167V222H166ZM165 223L163 224V225H166ZM216 224V223H215ZM215 224H213V225H215ZM255 224V226L257 227V225H256V223H254ZM258 224V223H257ZM169 225H171L170 224V222H169ZM177 225V226H178ZM209 225V226H208ZM250 225V224H249ZM259 225V224H258ZM261 225V224H260ZM161 226H162V224H161ZM175 226V225H174ZM174 226H173V228H174ZM251 226V225H250ZM163 227V226H162ZM166 227V226H165ZM247 227V226H246ZM249 227V226H248ZM247 227V228H248ZM256 227H252V228H254V229H257ZM127 228V227H126ZM167 228V227H166ZM176 228V227H175ZM131 229V228H130ZM163 229V228H162ZM168 229V228H167ZM185 229H187V227L185 228ZM185 229H183V230H185ZM216 229V228H215ZM250 229H251V227H250ZM253 229V230H254ZM127 230H128V228H127ZM253 230H250L251 232L253 231ZM258 230V229H257ZM126 231V230H125ZM124 231V232H125ZM136 231H137V229H136ZM144 231V230H143ZM165 231V230H164ZM175 231H176V229H175ZM255 231V230H254ZM123 232V231H122ZM127 233H128V231H126ZM186 232V233H187ZM198 232H199V230H198ZM203 232H206L205 230H203ZM143 233V232H142ZM182 233V232H181ZM125 234V233H124ZM124 234H123V236H124ZM129 234V233H128ZM131 234V233H130ZM145 234V236H146V233H143V235ZM189 234V233H188ZM216 234H217V232H216ZM216 234H215V236H216ZM254 235H253V237L255 238V240H259V238H261V237H263V236H261L260 235V231H258V232H254L253 233ZM142 235V236H143ZM218 235V234H217ZM127 236V235H126ZM131 236V235H130ZM136 236V235H135ZM186 236V235H185ZM215 236H213V237H215ZM261 236V237H260ZM133 237V236H132ZM136 237H138V236H136ZM135 237V238H136ZM188 237V236H187ZM130 238V239H129ZM134 238V239H135ZM145 238V237H144ZM195 238V237H194ZM197 238V237H196ZM199 238V237H198ZM203 238H204V236H203ZM258 238V239H257ZM124 239H126V241L129 239V240H131V244H132V247H133V249L132 250H134V248H136V247H139L140 246V244L139 243H137V242H135V243H132L133 242V240H132V238L131 237H129L128 236V239L127 238H125L124 237ZM188 239V238H187ZM222 239V238H221ZM184 240V239H183ZM261 240H262V238H261ZM261 240H259V244L261 245V247L259 246V248H260V250L259 251H261L262 253H261V255L262 256H264V246L261 244V242L263 243V241H261ZM208 241H209V243H208V247L210 248V249H212V251L214 252V255H215V259H216V261H217V263H215V264H234L231 260H234V258L232 259L231 257L229 258V256L230 255H228L227 253H224V252H222V251H225V250H220V245H219V242L217 241V240H215L214 238H210V237H208ZM261 241V242H260ZM149 242H151V240L149 241ZM153 242V241H152ZM151 242V243H152ZM127 243H128V241H127ZM130 243V242H129ZM142 244V243H141ZM189 244V243H188ZM253 244H254V242H253ZM183 245V244H182ZM185 245V244H184ZM199 245H201V244H199ZM199 245H197V247L199 246ZM205 245H206V242H205ZM256 245V244H255ZM203 246V244L201 245V247ZM131 247V246H130ZM144 247V246H143ZM197 247H196V249H197ZM172 248H174V247H172ZM178 248H179V246H178ZM138 249V248H137ZM144 249V248H143ZM142 249V250H143ZM145 249H146V246H145ZM185 249V248H184ZM183 249V250H184ZM195 249V248H194ZM222 249H224V248H222ZM257 249H258V247H257ZM148 250V249H147ZM176 250V249H175ZM178 250H180V249H178ZM182 250V251H183ZM146 251V250H145ZM150 251V250H149ZM138 252V251H137ZM139 252L140 253H142L141 252V250H139ZM138 252V253H139ZM148 252V251H147ZM173 253V252H172ZM207 253H209V252H207ZM142 254H144V253H142ZM174 254V253H173ZM205 254V253H204ZM213 254V253H212ZM231 254V253H230ZM131 255V254H130ZM139 255V254H138ZM137 255V262L139 263V264H148V262H147V260H150V259H147V255L146 254H144V256L142 255V256H138ZM146 255V256H145ZM176 255V254H175ZM208 255V258L210 257L209 255L210 254H207ZM132 257L134 256V255H131ZM213 256V255H212ZM232 256V255H231ZM238 256V255H237ZM214 257V256H213ZM234 257V256H233ZM150 258V257H149ZM201 258V257H200ZM237 258V257H236ZM264 258V257H263ZM262 258V259H263ZM231 259V260H230ZM238 260V259H237ZM237 260H234V261H236L237 262ZM264 262V261H263ZM137 263V264H138ZM152 263V262H151ZM211 263V262H210ZM240 264H241V262H239ZM155 264V263H154Z\"/></svg>",
	"mask_w": 264,
	"mask_h": 264
}]
</instances>
